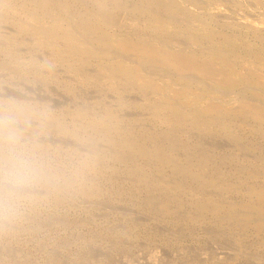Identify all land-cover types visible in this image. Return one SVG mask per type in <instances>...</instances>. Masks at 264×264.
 Returning <instances> with one entry per match:
<instances>
[{
	"label": "rangeland",
	"instance_id": "rangeland-1",
	"mask_svg": "<svg viewBox=\"0 0 264 264\" xmlns=\"http://www.w3.org/2000/svg\"><path fill=\"white\" fill-rule=\"evenodd\" d=\"M9 0V2H13V4H18L19 3H22L23 1L22 0ZM21 1V2H20ZM62 1H67V0H62ZM73 0H71V4H70V7H69V10H68V14L66 15V18L67 20L72 23H76L74 20L71 21L72 18H80L81 16L79 15H82L83 13L86 14L87 12H89L90 10L87 11V9L91 8V11H96V9L98 10V13H101V12H106L107 13H110L112 15V20L113 21V18L114 20L118 19L117 20V24H116V21L115 23L112 22V24H110V26L106 27L104 26L102 29H101V33H103L104 35H106L107 37L109 38H112V37H121V38H126V39H129L131 40L134 35L138 32V33H147L149 30L148 29H144V30H141L140 29V26H141V23L142 24H145L146 22H148V20L155 14H160L159 16H163V13L164 15H167V16H163V19H165V22H166V26H165V31H164V35H163V31H161L160 35L159 33L156 34V36L159 38V40L163 43H165L166 45H168L169 47V44H170V48L174 49L175 50H183V49H189V51H193V52H197V51H206L213 47L214 45V49L215 50V47L217 48L216 50H219L221 54H223L224 52H226L227 54H223L224 56V62L226 61V64H224L223 62V65H220V63L218 61H215L217 63H215V66L214 65V68H215V71L217 73H220L219 70H221L222 72H224V74H229L231 75V82L229 83H215V81L213 80H210V79H207V78H202V79H199V78H193L195 79L196 81H198V84L193 82V83H190V89L192 88L191 90H189L191 92V95L190 97H194L197 96L196 98H198L199 96L200 97H209V101L204 99V100H195L193 102H191L190 104L188 103H185L183 104L182 102L178 101V103L181 105V106H184L186 107L187 110H185L186 112H190L191 113H194L195 111H200V112H203V109L205 106V104H211V103H217L219 105H222V108H221V112L218 113V114H212V115H208L206 118H204V120L206 121H209L208 119H211L208 123H205L206 125L211 124L212 126L206 128L203 126L205 129H203V132H205V134H201V131H202V128L200 127H197L196 125H193L192 126V123L190 124L189 122L185 121L184 119H182L183 123L180 122L181 125H183L181 127V125H179L178 121H173L171 124H165V125H160L158 122H155L154 121V117H152V112L151 110L149 109V105H148V102L150 101H154V98H153V94L151 93L150 89L140 85H137V84H133V83H129V82H126L124 83V85H122V83H116L117 85H113V86H110L109 84L106 85L107 83L104 81V78L102 77V75L98 72H100V70L98 69V66H97V62H99L97 60V58L95 57H87V59L85 60L86 62L85 65H88L92 68V70H90L88 68V66H85L84 67V64H83V68L82 70L79 72V74H81L82 76H89L88 78L86 77H83V79H79V77L77 76V74L75 75V73L71 70H69L68 68V64H67V67L66 66V63H58V64H55V65H52V64H48V65H42V63L45 61V58L48 54H45V52H42V51H39L37 52L36 50H34L36 52V54H34V58L31 56L33 55L34 51L32 50V48L30 47V49L28 48L29 46H33V43H31V36H27L28 34H16V27L11 24V21L9 20L10 18H16L17 16H14L12 17L10 14H6L5 12L2 13V11H0V13H2L3 17H1L2 15H0V30H2V32L0 31V38L2 39L4 36H6V38L9 36V34H13L14 35V38L12 39L11 38V41L13 42H9L11 48L13 47V49H10L12 50V54L13 56L10 57V55L6 54L4 51H3V48L4 45L3 43H5L4 41L6 40V38L4 37V39L0 40V62L2 65H0V111L1 112H4V114L2 113L1 116L0 115V127L2 129H0V264H264V214L263 213H260L258 211H256L259 206L261 205L262 207H264L263 203L264 201H260L256 196L255 194H252L253 191L251 190H256L257 188L258 189H264V151L262 149H264V133H262V131H264V127L262 125H260L259 123H257L256 121L254 122V120L251 118V117H246V116H241V115H234L235 113V110L237 109L238 105L241 103L239 102L240 100L244 101V102H248L249 104L251 105H257L259 106L260 105V102L264 100V40H262V37L261 35H264V0H191L192 2H190V0H163V2L165 1V8L166 10L169 9L168 6L169 4H172L174 6L173 9H171V11L169 10H165L166 12L163 11L162 13V10H158V7L156 5V3L158 2V0H130L132 2H128L125 0H119L120 3H118V1L116 0H103V4H104V8L103 6L99 7L95 2L96 0H81L83 1L82 3H80V1L78 2H75V0L72 2ZM91 1H93L94 3H92ZM111 3H108L110 2ZM123 1V2H122ZM145 1V2H144ZM149 1V2H148ZM157 1V2H156ZM176 3H174V2ZM199 1V2H197ZM206 4H204L203 2ZM212 1H215L212 3ZM248 1V2H247ZM262 1V2H261ZM68 2H70L68 0ZM106 2V3H105ZM114 2V3H113ZM116 2L118 3L117 7H119L121 9V5L123 4H127L128 6L123 5L122 8L123 9H130L132 8V11L131 9L128 11V12H125V10L123 11L122 9L120 10L119 8L115 7V4ZM139 2V4H138ZM194 2V3H193ZM219 2V3H218ZM236 2V3H234ZM245 2V3H244ZM254 2V3H253ZM261 2V3H260ZM73 3V4H72ZM75 3V5H74ZM87 5H86V4ZM92 3V4H91ZM114 6H113V4ZM123 3V4H121ZM131 3V4H130ZM144 3V4H142ZM145 3L147 4V6H145ZM154 8H153V5ZM201 3V4H200ZM227 3V4H226ZM253 3V4H252ZM260 3V4H259ZM78 4V5H77ZM91 4V5H90ZM102 4V5H103ZM111 4V5H110ZM121 4V5H120ZM129 4L131 6H129ZM139 8H135L136 6ZM138 4V5H137ZM189 4V7L187 6ZM195 4H197V7L195 6ZM226 4V5H225ZM231 6H230V5ZM255 4V5H254ZM261 6H259V5ZM17 5V6H18ZM80 5V9H78ZM85 5V6H84ZM95 5H97V8L95 7ZM120 5V6H119ZM141 5V6H140ZM144 5V6H142ZM148 5H149V8H148ZM151 5V6H150ZM180 5V6H179ZM191 5V6H190ZM222 5V6H221ZM251 5V7H250ZM91 6V7H90ZM107 6V8L105 7ZM114 7V8H109V7ZM200 6V7H199ZM202 6V7H201ZM86 7V8H85ZM93 7V8H92ZM129 7V8H128ZM146 7L148 8L147 10ZM176 7V8H175ZM194 7V8H192ZM199 7V8H198ZM234 7L236 10H234ZM249 7V8H247ZM99 8L101 9V12L99 10ZM150 8L151 10L153 11H150ZM156 8V10H155ZM185 8V9H184ZM238 8V10H237ZM74 9V10H73ZM79 10V12L77 10ZM85 9V10H84ZM93 9V10H92ZM104 9V10H103ZM111 9H115L113 11H110ZM140 9V10H138ZM141 9H144V10H141ZM233 9V10H232ZM252 9V10H251ZM72 10V11H71ZM103 10V11H102ZM134 10V12H133ZM158 10V11H157ZM242 10V11H241ZM245 10V12H243ZM77 11V12H76ZM82 11V12H80ZM84 11H87V12H84ZM118 11H120L119 13H117ZM123 11V12H121ZM131 11V12H130ZM135 11H137L138 13H136ZM142 11L143 12H147L148 14H146V12L144 14H142ZM150 11V13H149ZM157 11V13H156ZM175 11V12H174ZM183 11H185L183 13ZM212 11V13H210ZM222 13H221V12ZM236 11V12H235ZM241 13H238L240 12ZM248 11V13L246 12ZM253 11V12H252ZM114 12V13H113ZM140 12V13H139ZM169 14H168V13ZM178 12V13H177ZM194 12V13H193ZM214 12V13H213ZM216 12V13H215ZM219 12V13H218ZM252 14H251V13ZM72 13H73V16H72ZM76 13V14H75ZM125 13V14H124ZM131 13L133 14L131 15ZM151 13H154L153 15H151ZM171 13V14H170ZM174 13V14H173ZM184 17L181 18L179 17L178 15ZM182 13V14H180ZM217 13L219 15H217ZM225 13V14H224ZM246 13V15H245ZM255 15H254V14ZM260 13V14H258ZM5 14H6V18H9L7 19V21H4L3 20L5 19ZM122 14V15H121ZM137 14H141V15H137ZM200 14V15H199ZM204 14V15H203ZM228 16H227V15ZM233 14V16L231 15ZM9 15V16H8ZM63 15V14H61ZM76 17H75V16ZM119 15V16H118ZM127 15V17H126ZM146 19H144L145 17ZM170 15L172 17H170ZM187 15V16H185ZM222 15V17H221ZM231 15V16H229ZM243 15V16H242ZM248 15V16H247ZM258 15V16H257ZM65 17V15H63ZM70 16V17H69ZM132 16V18H131ZM137 17L139 20H137ZM149 16V17H148ZM151 16V17H150ZM192 16V17H191ZM200 16H201V19H200ZM213 16V17H212ZM224 16V17H223ZM236 16V18H234ZM244 16H247V17H244ZM262 16V17H261ZM121 17V18H120ZM126 18L125 20L123 18ZM135 17V18H134ZM166 17V18H165ZM177 17V19H176ZM186 17V18H185ZM199 17V18H197ZM217 19H216V18ZM231 17V18H228ZM3 18V19H2ZM71 18V19H70ZM130 18V19H128ZM144 20H142V19ZM149 18V19H148ZM160 18V17H159ZM170 18H173V21L172 19L169 21L168 19ZM178 18H179V21H178ZM192 18V19H191ZM239 18V19H238ZM249 18V19H248ZM258 18V19H257ZM123 19V21H122ZM132 19V20H131ZM176 19V20H175ZM187 19V20H186ZM212 19V20H211ZM223 19V20H221ZM133 20L135 22H133ZM169 22H168V21ZM192 20V21H191ZM207 20V21H206ZM225 20V21H224ZM228 20V21H227ZM230 20V22H229ZM241 20V21H239ZM125 21H128V22H125ZM131 21V22H130ZM176 21H177V25H176ZM180 21L182 23H180ZM185 21V22H184ZM213 23H212V22ZM215 21V23H214ZM219 21V22H218ZM232 21V22H231ZM244 21V22H243ZM259 21V22H258ZM261 21V22H260ZM136 24L138 27H136L135 25H133V23ZM145 22V23H144ZM222 22V23H221ZM229 22V23H228ZM248 24H246V23ZM123 23V25H122ZM175 23V25H174ZM210 23V24H209ZM225 23L227 25H225ZM237 23V26L235 25ZM173 24V25H171ZM184 24V25H183ZM195 24V26H194ZM215 26H214V25ZM221 24V25H220ZM224 24V25H222ZM8 25V26H7ZM115 25V27L113 26ZM133 25V26H132ZM193 25V26H191ZM213 25V26H212ZM252 25V26H251ZM10 26H13V27H10ZM170 26V27H169ZM176 26V28H175ZM184 26V27H183ZM251 26V27H250ZM4 27V28H3ZM9 27V28H8ZM121 27H125L124 29L121 28ZM129 27V28H128ZM134 27V28H133ZM182 27V28H181ZM204 27V28H203ZM217 27H220V28H217ZM224 27V28H223ZM227 29H226V28ZM239 27H240V30H239ZM242 27V28H241ZM255 27V28H254ZM258 27V28H257ZM3 28V29H2ZM6 28V29H5ZM115 28V30H114ZM117 28V29H116ZM121 28V29H120ZM127 28V29H126ZM235 28V29H234ZM263 28V29H262ZM108 29V30H107ZM113 29V30H112ZM131 29H135V30H132V33L130 32ZM136 29H138L136 31ZM219 29V30H218ZM225 29L227 31H225ZM238 29V30H237ZM243 29V30H242ZM252 29V30H251ZM3 30H7V31H3ZM121 30H123L121 32ZM126 30V31H125ZM147 30V31H146ZM169 30V31H168ZM234 30V31H233ZM247 30H250L247 32ZM10 31V32H9ZM107 31V32H106ZM111 31V32H110ZM120 31V32H119ZM129 31V32H128ZM135 34H134V32ZM168 31V32H167ZM181 31V32H180ZM225 31V32H224ZM238 31V32H237ZM241 31V32H240ZM110 32V33H109ZM176 32L178 34H176ZM180 32V33H179ZM202 32V34L200 35V33ZM236 32V33H235ZM255 32V33H254ZM15 33V34H14ZM126 33V34H125ZM174 33V34H173ZM183 33V34H182ZM191 35H189V34ZM199 33V34H198ZM205 33V34H204ZM218 33H223L218 35ZM227 33V34H225ZM230 33V35H228ZM243 33V34H242ZM253 33V34H252ZM260 33V34H259ZM124 34V35H122ZM168 36H166V35ZM170 34H173V35H176V36H169ZM196 34V35H195ZM208 34V35H207ZM215 34L217 36H215ZM232 34V36H231ZM250 34H251V37H250ZM255 35H260L259 38H256L257 36H254ZM4 35V36H3ZM8 35V36H7ZM21 37H20V36ZM26 35V36H25ZM131 35V36H130ZM159 35V36H158ZM163 37H162V36ZM199 37H198V36ZM212 35V36H211ZM224 36L225 38H223L222 36ZM235 35V36H234ZM240 35H243V36H240ZM245 35V36H244ZM15 36L16 39L18 37L20 38H28L27 40L26 39H21L18 38L17 40L15 39ZM25 36V37H23ZM161 36V37H160ZM166 36V37H165ZM190 36H193V38L191 37L189 39ZM202 36L206 37L208 36L209 39H206V38H203ZM210 36V37H209ZM229 36L232 40L231 41H228L230 40L229 37L227 39V37ZM253 36V37H252ZM132 37V38H131ZM167 39H165V38ZM174 39H173V38ZM182 37V38H180ZM186 39H185V38ZM218 39H217V38ZM222 37V38H221ZM255 37V38H254ZM30 38V39H29ZM161 38V39H160ZM172 38V39H171ZM176 38V40H175ZM195 38V39H194ZM198 40H197V39ZM211 38V39H210ZM238 38V39H237ZM181 39V40H180ZM182 39H184L182 41ZM193 39V40H191ZM206 39V40H205ZM217 39V40H215ZM222 39H227L226 41H222ZM234 39V40H233ZM259 39V41H258ZM264 39V38H263ZM9 40V39H8ZM209 40V41H207ZM213 40V41H211ZM221 40V41H220ZM252 40V41H250ZM24 41H29L32 45H30V43L28 44V42H25L26 45L24 46ZM167 41V42H166ZM180 41V42H179ZM186 42L185 44L182 43V42ZM189 41V42H188ZM195 41V42H193ZM197 41V42H196ZM204 41V42H203ZM240 41V42H239ZM249 41H250V44H249ZM190 44H188V43ZM209 42V44H208ZM217 42V43H216ZM221 42V43H219ZM238 42V43H237ZM248 43L247 47L245 48V44L243 45V43ZM252 42V43H251ZM259 42V43H258ZM15 43V44H14ZM17 43H19L22 47L17 50H15V46L16 48H18V45ZM176 43V44H175ZM181 43V44H179ZM197 43V44H196ZM205 43V44H204ZM227 43V44H226ZM229 43V44H228ZM241 45H240V44ZM261 43V44H260ZM12 44V45H11ZM14 44V45H13ZM29 46H28V45ZM175 44V45H174ZM204 44V45H203ZM185 45V46H184ZM197 45V47L195 46ZM203 45V46H202ZM220 45V46H219ZM239 45V46H238ZM249 45H251V47H248ZM253 45V46H252ZM28 46V47H27ZM200 46V47H199ZM3 47V48H2ZM25 47V50H23ZM208 47V48H207ZM224 49H223V48ZM231 47V48H230ZM183 48V49H182ZM252 48V49H251ZM21 49V50H20ZM26 49H29V51L27 52ZM194 49V50H193ZM243 49V50H242ZM255 49V50H254ZM238 50V51H237ZM250 50V52H248ZM253 50V52H252ZM15 51V52H14ZM22 51V52H21ZM32 51V53H31ZM235 51V52H234ZM5 54H3V53ZM31 54H30V53ZM43 54H42V53ZM232 52H234L232 54ZM241 52V53H240ZM40 53L42 55V57H40L38 59V56H40ZM250 55H249V54ZM252 53V54H251ZM260 53V54H259ZM231 54V55H229ZM236 54V56H235ZM238 54V55H237ZM3 55V56H2ZM23 55V56H22ZM32 58H30L29 57ZM38 55V56H36ZM241 57H238L237 56H240ZM18 56V57H17ZM29 57L28 59L26 58ZM45 56V58L43 59V57ZM20 57V58H19ZM127 57V56H126ZM233 57V58H231ZM243 57V58H242ZM258 57V58H257ZM21 58H26V59H21ZM3 59V60H1ZM7 59V60H6ZM20 59V60H18ZM34 59V61H33ZM37 59V62L35 63ZM41 59V60H40ZM95 59V61H94ZM128 60H130L129 56L127 57ZM228 59V60H227ZM231 59V60H230ZM247 59V60H246ZM250 59V60H249ZM252 59V61H251ZM13 60V61H12ZM16 60V62H15ZM23 60V62H22ZM29 60V61H28ZM93 60V61H92ZM245 60V61H244ZM8 61V62H6ZM18 61V62H17ZM21 61V62H20ZM91 61V62H90ZM228 61V62H227ZM232 61V62H231ZM237 61V62H236ZM256 61V62H255ZM4 62H6L4 64ZM12 62V63H11ZM32 62V63H31ZM89 62V63H88ZM243 62V63H242ZM247 62V63H246ZM251 65H254L255 67V70H253L254 68H252L253 66L250 67V64ZM14 63V64H13ZM15 63L16 64V67L18 68V70H16L14 67H15ZM40 63V64H39ZM96 63V64H95ZM236 63V64H235ZM237 63L239 64L237 66ZM245 63V65H244ZM262 63V65H261ZM4 64V65H3ZM7 64V65H6ZM9 64V65H8ZM20 64V65H19ZM36 64V66H35ZM39 64V65H38ZM94 66H93V65ZM6 65V66H5ZM31 65V67H30ZM34 65V67L36 68H32V66ZM220 67H219V66ZM248 65V66H247ZM2 66V68H1ZM13 66V67H12ZM49 66V68H48ZM62 68V71L60 69V67ZM227 66V67H226ZM6 67V68H5ZM8 67V69H7ZM14 69H12V68ZM21 67V68H20ZM55 68L53 71L52 69ZM59 67V68H58ZM64 67V68H63ZM230 67V68H229ZM238 67V68H237ZM243 67V68H242ZM248 67V69H247ZM12 70H11V69ZM31 68V69H30ZM52 68V69H50ZM67 68V69H66ZM86 68V69H85ZM252 68V69H251ZM27 69V70H26ZM34 69V70H33ZM43 70V71H40V70ZM50 69V70H49ZM58 69H60L59 71H57ZM63 69L69 73H67V75L63 72ZM150 72H152L154 75L153 77H156L158 75H155V70H150V68H148ZM152 69V68H151ZM245 69V71H244ZM259 69V70H258ZM262 69V70H261ZM6 70H9V71H6ZM15 70V71H13ZM20 70V71H19ZM22 70V71H21ZM30 70V71H28ZM36 70H38L36 72ZM49 72H47V71ZM69 70V71H68ZM87 70V71H85ZM95 72H94V71ZM253 72H252V71ZM258 70V71H257ZM18 71V73L20 75H18V73L16 72ZM32 71V73H30ZM35 73H39L38 75L35 74ZM84 71V73L82 72ZM91 71L94 72L89 74V72ZM96 71H98L96 73ZM238 71V72H237ZM240 71V72H239ZM245 73H243V72ZM249 71V72H248ZM261 71V73H259ZM7 73L5 75V73ZM31 74L29 75L28 74ZM43 72V73H42ZM59 72V73H58ZM62 72V73H61ZM87 72V73H86ZM253 74H252V73ZM3 73V74H2ZM14 73H17L14 74ZM48 73V74H47ZM232 73V74H231ZM258 75H257V74ZM12 74V75H11ZM42 76H41V75ZM52 74V75H51ZM63 75L61 77V75ZM64 74H65V77H64ZM68 74H71V75H68ZM171 75L170 73H167L165 72V79L167 77H169V75ZM246 76H244V75ZM9 75V77H8ZM25 75V76H24ZM35 75V77H34ZM36 75H37V78H36ZM40 75V77H39ZM52 78H50L49 77ZM56 75L58 76L56 78ZM60 75V76H59ZM94 75V76H93ZM252 75V76H251ZM24 76V77H23ZM33 76V77H32ZM66 76H70V77H66ZM75 76V77H74ZM92 76V77H91ZM96 76V77H95ZM98 76V77H97ZM3 77V78H2ZM45 77H47L45 79ZM54 77V78H53ZM76 78L75 80H73L74 78ZM100 77V79H99ZM249 77V78H248ZM10 78V79H9ZM13 78V79H12ZM22 78V79H21ZM32 78L33 80L36 81H31ZM44 78V81L43 79ZM63 80H61V79ZM95 78V79H94ZM96 78L98 80H96ZM103 78V79H102ZM236 78V79H235ZM259 78V79H258ZM30 79V80H29ZM37 79H39L37 82ZM49 79V80H48ZM60 79V80H59ZM92 81H89V80ZM94 79V82L93 80ZM206 79V80H205ZM243 79V80H242ZM245 79V80H244ZM255 79V80H254ZM262 79V80H261ZM41 80L43 82H41ZM52 80V81H50ZM68 80V81H66ZM71 80V81H69ZM73 80V81H72ZM77 80V81H76ZM79 80V81H78ZM100 80V81H99ZM236 80V81H235ZM11 81H13L11 83ZM19 81V82H18ZM89 81V83L87 82ZM200 81V83H199ZM204 81L207 83L206 86L204 84ZM259 81H261L259 83ZM10 82V83H9ZM41 82V84H40ZM51 82V83H50ZM59 82V83H58ZM63 82V83H62ZM75 82V84L73 83ZM77 82V84H76ZM79 82V83H78ZM186 82V80L183 81V84ZM212 82V83H211ZM256 82V83H255ZM19 83V84H18ZM22 83V84H21ZM44 83V85H43ZM46 83V84H45ZM83 83V84H82ZM88 83V84H86ZM105 83V84H103ZM235 83V84H234ZM238 85H237V84ZM24 84V85H23ZM59 84V85H58ZM86 84V85H85ZM96 84H99V85H96ZM189 84V83H188ZM245 84V85H244ZM25 85H27L25 87ZM69 85V86H68ZM71 85V86H70ZM79 85V87L77 86ZM81 85V86H80ZM91 85V87H90ZM105 85V86H104ZM121 85V87H119ZM127 85V86H126ZM208 85H209V88H208ZM244 85V86H243ZM263 85V86H262ZM30 86V87H28ZM74 86V87H73ZM84 86V87H83ZM89 86V87H87ZM102 86V87H101ZM109 86V87H108ZM133 86V87H132ZM213 86V87H212ZM226 86V87H224ZM247 86V87H246ZM259 86V87H258ZM262 86V87H261ZM53 87V88H52ZM63 87V88H62ZM106 87V88H105ZM128 87V89H127ZM135 87V88H134ZM249 87H255L254 89L253 88H249ZM31 88V89H30ZM50 88H52L53 90H51ZM80 88V90H79ZM84 88V89H83ZM91 88V89H90ZM95 90H94V89ZM97 88V89H96ZM100 88V89H99ZM115 88V89H114ZM120 88V89H118ZM146 88V89H145ZM212 88V89H211ZM214 88V90H213ZM216 88V89H215ZM232 88H233V91H232ZM257 88V89H256ZM28 89V90H27ZM44 89V90H43ZM48 89V91H47ZM82 89V90H81ZM118 89V91H117ZM123 89V90H122ZM128 91H127V90ZM140 93H138L136 90ZM141 89V91H140ZM196 89V90H195ZM219 89V93L218 91L216 92V90ZM220 89L221 91L223 92H220ZM228 89V90H226ZM238 89V90H237ZM262 89V90H260ZM27 90V91H26ZM30 90V91H29ZM43 90V91H41ZM66 90V91H65ZM67 90H69L68 93ZM78 90V91H76ZM89 90V91H88ZM103 90V91H102ZM108 92H107V91ZM144 90V91H143ZM195 90V91H194ZM213 90V91H212ZM225 90H226V93H225ZM237 90V91H236ZM37 91V92H36ZM39 91V92H38ZM54 91V92H52ZM58 91V92H57ZM83 91V92H82ZM88 91V92H87ZM110 91V93H109ZM113 91V92H112ZM123 91L124 93L127 94H123ZM126 91V92H125ZM231 91V93L229 92ZM8 92V93H7ZM57 92V93H56ZM77 92V93H76ZM100 93L99 95L102 94V92H104L102 94V96H96L98 93ZM108 94H107V93ZM119 92V93H118ZM133 92V93H132ZM135 92V93H134ZM148 92V94L146 93ZM201 92V93H200ZM229 94H228V93ZM7 95H6V94ZM41 93H44L43 95ZM59 93V94H58ZM61 93V95H60ZM97 93V94H96ZM112 93V94H111ZM138 93V94H136ZM143 93V95H142ZM204 95H203V94ZM208 93V94H206ZM18 94V95H17ZM37 94V95H36ZM94 96L95 94V98L93 97H90V95ZM132 94V95H131ZM146 94V95H144ZM214 94V95H213ZM216 94H217V97H216ZM219 94V95H218ZM227 94V95H226ZM247 94V95H246ZM25 95V96H24ZM64 95V96H63ZM65 95H67V97L65 98ZM71 95V96H70ZM109 95V96H108ZM131 95V96H130ZM136 97H135V96ZM140 98H139V96ZM211 95V96H210ZM238 95V96H237ZM257 95V96H256ZM35 96V97H34ZM61 96V97H60ZM120 96V99L118 98L119 101L121 102H118V100L116 99L117 97ZM125 96V98H123ZM128 96V97H127ZM133 96V97H132ZM150 96V98L148 99V97ZM214 96V97H213ZM243 96V97H242ZM246 96V97H244ZM255 96V98H254ZM29 97V98H28ZM31 97V98H30ZM43 99L40 101V99ZM71 97V98H70ZM86 97V99H85ZM97 97L99 99H97ZM112 97V98H111ZM138 97V98H137ZM193 97V98H194ZM216 97V98H215ZM238 97V98H237ZM250 97V99L248 98ZM251 97H253L251 99ZM133 98V99H132ZM136 99H139V101L135 102ZM218 98V99H217ZM261 98V99H260ZM10 99V100H8ZM14 99V100H13ZM54 101H52V100ZM56 99L58 100L56 102ZM64 101H62V100ZM89 99V100H88ZM105 99V100H104ZM112 99H116V100H113ZM123 99V100H122ZM132 101H131V100ZM143 99V100H141ZM145 99V100H144ZM244 99V100H243ZM6 100V101H5ZM75 100V102H74ZM81 100V101H80ZM88 100V101H87ZM109 101L108 103H111L113 102L114 105L111 104H108L105 105L103 102L104 101ZM128 100V102H127ZM134 100V101H133ZM147 100V101H146ZM211 100V101H210ZM251 100V101H250ZM260 100V102H259ZM11 101V102H10ZM12 101H14V103H12ZM91 103V101H94L92 102V105L89 103ZM111 101V102H110ZM117 103H115V102ZM125 101V102H123ZM145 101V102H144ZM74 102V104H73ZM77 102V104L75 105V103ZM84 104H83V103ZM123 102V103H122ZM132 102V103H131ZM147 104L146 106H143L144 103ZM147 102V103H146ZM202 102V103H201ZM206 102V103H205ZM37 103V105H35ZM40 103V104H39ZM55 103V104H54ZM64 103V104H63ZM72 103V104H71ZM80 103H82L83 105H79ZM94 103V104H93ZM100 103V104H98ZM122 105L120 106L119 104ZM132 104V105H128V104ZM141 103V104H140ZM197 103V104H196ZM205 103V104H204ZM6 104V106L4 105ZM28 104V105H27ZM31 104V105H30ZM48 104V105H46ZM69 104V105H68ZM97 104V105H96ZM102 104V105H101ZM124 104V105H123ZM128 107H127V105ZM144 104V105H145ZM188 104V105H186ZM235 104V106H233ZM30 105V106H29ZM34 105V106H33ZM42 105V106H41ZM55 105V106H54ZM70 105H73V106H70ZM79 108H78V106ZM96 105V106H95ZM111 105V106H110ZM119 105V107H118ZM5 106V107H4ZM16 106V107H15ZM24 106V108H23ZM33 106V107H32ZM40 106V107H39ZM52 106V107H51ZM83 106L84 110H82L83 108L81 107ZM86 109H85V107ZM95 106V107H94ZM102 106V107H101ZM117 106V107H116ZM131 106V107H130ZM132 106H135V107H132ZM201 106V107H200ZM261 106L264 107V102L263 104H261ZM3 107V108H2ZM21 107V108H20ZM30 107L29 109H26ZM35 107V108H34ZM45 107V109H44ZM66 107V108H65ZM73 107V110L71 109ZM98 107V108H97ZM105 107V109H104ZM137 107V108H136ZM148 107V108H147ZM233 107V108H232ZM7 108H10V109H7ZM14 108V109H13ZM58 108V109H57ZM65 108V109H64ZM75 108V110H74ZM77 108V109H76ZM89 108H91L89 110ZM99 108H102V109H99ZM116 108V109H115ZM134 108V109H133ZM136 108V109H135ZM145 108V109H144ZM232 108V109H231ZM16 109V111H15ZM19 109H21V111H19L20 113H18ZM38 109V110H37ZM40 109V110H39ZM89 111H88V110ZM119 109V110H118ZM190 109V110H189ZM226 109V110H225ZM32 110H36L38 112H36L35 114V111L33 112V115L35 117H31L33 116L32 114ZM46 110V111H45ZM87 110V111H86ZM93 110V111H91ZM114 110V111H113ZM115 110H116V114L115 113ZM121 110V111H120ZM148 110V112H147ZM150 110V111H149ZM178 111H180V109L177 108ZM184 110V109H182ZM10 111V113H9ZM15 111V112H14ZM23 111H28V112H24V114H22ZM45 111V112H44ZM72 113H71V112ZM77 111H85V113H82V115H77ZM91 111V112H90ZM100 111V112H99ZM110 112L111 113V117L112 119L114 120V127L117 128L116 131H101L102 133H100V131H93L92 129H89L88 128H85V123L84 122H87L88 121V118H96L97 116L100 117V115L104 114L105 112ZM112 111V112H111ZM120 111V112H119ZM137 111V112H136ZM139 111V112H138ZM143 111V112H142ZM223 111V112H222ZM227 111V112H226ZM230 111V112H229ZM233 111V112H232ZM0 112V113H1ZM17 112V113H16ZM87 112V113H86ZM96 114V113H98ZM129 112V113H128ZM131 112V113H130ZM225 112V113H224ZM12 113H16V116L14 118V116L12 115V117L10 116V114ZM38 113V114H37ZM62 113V115H61ZM92 113H94L92 115ZM122 113V114H121ZM125 113V114H124ZM127 113V114H126ZM134 113V114H133ZM136 113V114H135ZM138 113V114H137ZM140 113H143L140 115ZM147 113V114H146ZM151 113V114H149ZM230 113V115H229ZM21 115L23 118H21V116L19 117L18 116ZM52 114V115H51ZM65 114V115H64ZM84 114V116H83ZM220 114V115H219ZM227 114V115H226ZM9 117H8V116ZM28 115H31L30 117ZM44 115V116H43ZM48 115V116H47ZM72 115V116H71ZM88 115V116H87ZM116 115V116H115ZM136 115V116H135ZM5 116V118H4ZM18 116V117H17ZM28 116V117H27ZM37 116V117H36ZM40 116V117H39ZM59 118H58V117ZM66 116V117H64ZM82 116V117H81ZM134 116L136 118H134ZM239 116V117H238ZM49 117V119L47 118ZM52 117V118H51ZM57 120H56V118ZM75 117V118H74ZM87 117V118H86ZM145 117V119H143ZM218 117V118H217ZM224 117V118H223ZM238 117V118H237ZM32 118V119H31ZM36 118V119H35ZM44 118V119H43ZM67 118V119H66ZM73 118V119H72ZM77 118V119H76ZM84 118V119H83ZM119 118V119H118ZM142 118V119H140ZM147 118V119H146ZM214 118V119H213ZM218 120H217V119ZM251 118V119H250ZM45 119H47L45 121ZM52 119V120H51ZM53 119L55 121H53ZM76 119V120H75ZM82 119V120H81ZM116 119V120H115ZM213 119V120H212ZM222 119V120H221ZM237 119H239L237 121ZM51 120V121H49ZM59 120V121H58ZM66 120V121H64ZM123 120V121H121ZM132 120L134 122H132ZM153 120V121H152ZM227 120V121H226ZM243 120V121H242ZM247 120V121H246ZM253 120V122L251 121ZM15 121V122H14ZM25 121V122H23ZM27 121V122H26ZM34 121V122H33ZM45 121V122H44ZM58 121V122H57ZM61 121V123H60ZM70 121V124H68ZM74 121V122H73ZM78 121V123H77ZM119 121L121 123H119ZM126 121V122H125ZM132 123L133 125H136L134 126V129H133V126L129 125V122ZM223 121V122H222ZM237 121V122H236ZM245 121V122H244ZM249 121V122H248ZM5 122V123H4ZM123 122V123H122ZM144 125H141V123ZM155 124L153 126H151L149 128L150 123ZM178 122V123H177ZM215 122V123H214ZM229 124H228V123ZM247 122V123H246ZM39 123V124H38ZM46 123V124H45ZM54 123H57V127ZM119 123V125H117ZM128 125H127V124ZM136 123V124H135ZM187 125H186V124ZM188 123L191 125L189 126ZM252 123V124H251ZM254 123V124H253ZM6 124H10L11 128L13 129L11 131V129L8 127V125H5ZM22 126H20V125ZM48 124L50 125V127L53 126V129L54 132L51 130V128L49 129V126ZM55 127H54V125ZM60 124V125H59ZM68 124V125H67ZM75 124V125H74ZM139 124V125H138ZM146 124V125H145ZM149 126H148V125ZM4 125V126H3ZM18 125V126H17ZM52 125V126H51ZM66 127H65V126ZM77 125V127H76ZM83 125V127H82ZM122 125V126H121ZM126 125V126H125ZM216 127H215V126ZM249 125V126H248ZM257 125V126H256ZM45 126H48L47 129H44L46 128ZM59 126H62L64 128V131L67 134H65V132L63 131V129H58ZM69 126V127H68ZM72 126V127H71ZM75 126V127H74ZM119 126V127H118ZM126 127V131H122L124 129V127ZM130 126V128H128ZM138 126V127H137ZM140 126H141V129L142 127H144L143 129L145 130H141L140 129ZM159 126V127H158ZM168 126L167 128L169 130H167V128H163V127H166ZM172 127L175 128L177 126V128L180 129L178 130L177 128L175 129H172V128H169V127ZM179 126V127H178ZM190 130H189V128ZM261 126V127H260ZM8 127V128H7ZM21 127V128H20ZM29 129H28V128ZM42 127V128H41ZM81 127V129H80ZM187 127V128H186ZM236 127V129H235ZM6 128V130H5ZM55 128V129H54ZM69 130H68V129ZM74 128V129H72ZM122 128V129H121ZM136 128V129H135ZM156 128V130H155ZM245 128V129H244ZM263 128V129H262ZM8 129H10L8 131ZM72 129L73 132L70 130ZM120 132H119V130ZM127 129H130L127 130ZM132 129V131H131ZM138 129V130H137ZM162 129V130H161ZM165 129V130H164ZM172 129V130H171ZM185 130V135L187 133V135L185 136L184 133L182 132V134L177 135L176 134H179L180 131L182 130ZM213 129V131H212ZM217 129V130H216ZM230 129V131H229ZM250 129V130H249ZM259 129V130H258ZM8 134H5V132ZM29 132H28V131ZM55 130H58L55 132ZM62 132H61V131ZM82 130V131H81ZM86 130V131H85ZM141 130V131H140ZM147 130V131H146ZM161 130V131H160ZM186 130H189L186 132ZM192 130V131H191ZM226 132H225V131ZM35 131V132H34ZM46 131H52V132H47ZM71 131V132H70ZM74 131H76L74 133ZM91 134H89L90 132ZM136 131V132H135ZM144 131V132H143ZM152 131V132H151ZM158 131V132H156ZM163 131V132H162ZM169 132V133H166V132ZM192 133V136L189 135ZM194 131V132H193ZM196 131V133H195ZM219 131V133H218ZM232 131V132H231ZM236 131V132H235ZM248 131V132H247ZM84 132V133H83ZM88 134H86V133ZM116 132V133H115ZM119 132V133H118ZM125 132V133H124ZM154 134L151 135V133ZM158 134L160 132V134L156 135L155 134ZM171 132V133H170ZM176 132V134L174 133ZM179 132V133H178ZM223 132V133H222ZM225 132V133H224ZM239 132V133H238ZM4 135H7V136H4ZM83 133V134H81ZM110 133H115V134H118V135H115V134H111ZM131 133V134H129ZM137 133V134H135ZM139 133H143V134H140L142 136H140V138H137L139 137ZM167 135H165V134ZM189 133V134H188ZM195 133V134H194ZM207 133H210V134H207ZM216 133V134H215ZM228 133V134H226ZM243 133V134H242ZM256 136H255V134ZM260 133V134H259ZM35 134V135H34ZM50 134V135H49ZM59 134V135H58ZM62 134V136H61ZM87 136H86V135ZM99 134V135H98ZM107 134V135H106ZM123 134V135H122ZM135 134V136H133ZM151 136H150V135ZM164 134V135H162ZM170 134H171V138H170ZM198 134V135H197ZM199 134H201L199 136ZM224 134V135H223ZM242 134V135H241ZM245 134V135H244ZM29 135V137H28ZM58 135V136H56ZM71 135V136H70ZM80 135V138L79 136ZM83 135V136H82ZM98 135V136H96ZM121 135V137H119ZM127 135V136H126ZM137 135V136H136ZM145 135V136H144ZM156 137H155V136ZM197 136V139L196 142L194 140V138H196ZM221 135V136H220ZM238 135V136H237ZM250 135V136H249ZM260 135V136H258ZM262 135V136H261ZM2 136V137H1ZM10 136H12V138H10ZM52 136V137H51ZM60 136V137H59ZM68 136V137H67ZM77 136V138H76ZM92 136V137H91ZM94 136V138H93ZM101 136V137H100ZM109 136V138H108ZM117 136V137H115ZM125 136L123 139L127 138V139H137L139 142H142L143 145H147L148 147H150L151 145H155L158 143V140L159 142H163L164 140V143L163 145H167L165 150V153L166 152H171V154H168L166 153V155H168L169 157V161H171V164L173 162H175L177 165L179 164H186V158L184 156V154H188L191 153L189 152L190 150L192 151V153L195 154V152H199L198 154L196 153V156H194V154L191 153V156L189 155V157L187 156V158H190L188 161L191 160L192 162V166L194 165V168L196 169V165H197V161L199 162V157H203V159L205 158L206 161H205V164L204 166L202 167L203 169H201V173L203 174L204 173V176L201 175L200 176V179H202L204 177V180H199L198 179L196 181L193 180L192 177H189L188 178V175H180L179 177V174L176 173L177 170L174 169V167H172L173 165H165L168 166L166 168H164V173L163 171H159L158 170V165L157 167L153 166V170H151V166L153 164L148 163L149 166H148V169H147V166H146V162H144L145 160L143 159H132L129 155L131 154H128L127 152H130V151H127L126 150H122L120 148L121 146V142H122V137ZM129 136V137H128ZM133 136V137H132ZM149 138H148V137ZM152 136H154V138L157 139L155 140ZM161 136V137H159ZM175 136H176V139H178L179 141H176L175 140ZM199 136V137H198ZM201 136H202V139H201ZM211 136H213L211 139ZM220 136V137H219ZM229 136V137H228ZM241 136V137H240ZM245 136V137H244ZM255 136V137H254ZM16 137V138H14ZM20 137V138H19ZM38 137V138H37ZM50 137V138H48ZM63 137V138H62ZM71 137V138H70ZM75 139V141L73 140V138ZM86 137V139L84 138ZM89 137V138H88ZM99 137V138H98ZM106 138V141H105V138ZM142 137L144 139H142ZM147 139H146V138ZM181 137V138H180ZM189 137V138H187ZM191 137V138H190ZM209 137V138H208ZM216 137V138H215ZM223 137V138H222ZM261 137V138H260ZM263 137V138H262ZM6 138H8V140H6ZM14 138V139H13ZM25 138V139H24ZM28 138V139H27ZM82 138V140H81ZM90 138H93L95 141H93L92 139ZM120 138V140L118 139ZM165 138V139H163ZM168 138V139H167ZM174 139V143L172 141H170V139ZM188 140H186V139ZM231 138V139H230ZM250 140H249V139ZM5 139V142H3ZM41 139V140H39ZM50 139V140H48ZM55 139V140H54ZM70 139V141H69ZM71 139H72V142H71ZM98 139V140H97ZM114 139V140H113ZM152 139V141H151ZM154 139V140H153ZM167 139V143L165 142ZM192 139V140H191ZM205 139V141H204ZM208 139V140H207ZM211 139V140H210ZM215 139V140H214ZM223 139V140H222ZM225 139H227L225 141ZM262 141H261V140ZM3 140V141H2ZM11 142H10V141ZM16 142H13L15 141ZM32 140V142H31ZM35 142H34V141ZM45 140V141H44ZM54 140V141H53ZM58 140V141H57ZM90 140L93 141L91 142L89 145H88V141ZM141 140V141H140ZM149 142H148V141ZM162 140V141H161ZM186 140V141H185ZM194 140V141H193ZM221 140V141H220ZM232 140V141H231ZM253 142H252V141ZM8 141V142H7ZM36 141L38 142L36 144ZM56 141V142H55ZM79 141V142H77ZM82 141V142H81ZM98 141V143H97ZM103 141V142H102ZM111 141V142H110ZM119 141V142H118ZM169 141V142H168ZM191 141V142H189ZM231 141V142H230ZM239 142L242 146L240 149L239 147V144L236 143V142ZM44 142V143H43ZM69 142V143H67ZM74 142H75V145H74ZM86 142V143H85ZM104 143V145H102V143ZM118 142V143H117ZM157 142V143H155ZM177 142H181V143H177ZM208 142V143H207ZM218 142V143H217ZM223 142V143H222ZM247 142V143H245ZM254 142H257V143H254ZM4 143V144H3ZM30 143L32 145L33 148L30 149ZM35 143V144H34ZM60 143V144H59ZM78 143H80L78 145ZM87 144L86 146L85 145H82V144ZM95 143V144H94ZM107 143V144H106ZM111 143H115V145L111 144ZM120 143V144H119ZM210 143V144H209ZM216 143V144H215ZM221 143V144H219ZM232 143H234L235 145H231ZM245 143V144H244ZM250 143V144H249ZM254 143V144H253ZM1 144L3 146H1ZM39 144H42V145H39ZM96 144H99V145H96ZM101 144V146H100ZM106 144V145H105ZM119 144V145H118ZM170 144H173V146H176V144L178 146L175 147V150H174V147L170 146ZM181 144H184V146H186L185 148L183 147V145ZM209 144V145H208ZM213 146H212V145ZM248 144V146H247ZM5 145V146H4ZM38 145V146H37ZM46 145V146H45ZM93 147V145L96 147V146H100L98 148H100V150H94L93 148H91V146ZM189 145H190V148H189ZM193 145H194V148H193ZM215 145V146H214ZM220 147H219V146ZM260 146L258 149L257 147ZM54 146V147H53ZM57 146V148H56ZM75 146H78V147H75ZM81 146V147H80ZM109 146V149H108V152H107V149L104 150L105 148H107ZM115 148H114V147ZM117 146L119 147L117 149ZM181 146V148L179 147ZM203 146V147H202ZM243 146H246L247 148H243ZM250 146V147H249ZM253 146H256V147H253ZM43 147H49V149L47 148V152H43V150L46 151V148L44 149ZM59 147V148H58ZM80 147V148H79ZM91 148L93 150V154L96 155L98 154V159H102L101 161L98 160V164L96 165V171H95V174L91 173V172H87L86 171L84 172V175H83V178L84 179H81L83 180L84 183H86V186L88 185L89 187H93L92 190L90 191L88 189L87 191V187L84 186L85 184L83 183L80 184L81 180L78 178L77 180L75 178H72L71 177L73 176V173H71V171L73 172L76 168H78L79 165H81L82 163H88V165L91 163L90 161V155L87 157L88 154H91V149H87L89 150V152H87V150H84V148ZM103 147V148H102ZM111 147H113L111 149ZM146 147V146H145ZM169 147H171L172 149H170ZM179 147V149H178ZM188 147V149H187ZM197 147V149H196ZM198 147H202L201 149L198 148ZM208 147V148H207ZM25 148L27 150H25ZM37 148V149H36ZM39 148V149H38ZM40 148H41V152H40ZM74 148V149H73ZM76 148V149H75ZM82 148V149H81ZM97 148V147H96ZM195 149V151L193 149ZM204 148H207L204 149ZM227 148L229 150H227ZM255 148V149H254ZM257 148V149H256ZM30 149V150H28ZM60 149H68V150H63V151H60ZM111 149V151H109ZM168 149V150H167ZM186 151V153L184 152V150ZM200 149V150H199ZM212 149V150H211ZM213 149H214V152H213ZM217 149V150H216ZM233 149V151H232ZM245 151H244V150ZM53 150V152H52ZM57 150V151H56ZM73 150V151H72ZM78 150V151H77ZM80 150V151H79ZM82 150V151H81ZM102 150H104L105 152H103ZM172 150V151H171ZM183 150V151H182ZM205 150H206V153H205ZM224 150V151H223ZM247 150V152H246ZM251 150V152H250ZM60 151V152H59ZM101 151V153H100ZM117 152V151H122V159L124 161H126V163L124 162V164L126 165V167L124 166V164L122 165V163H120L122 161V159L120 160V158H118L117 160L118 161H114V158H109V156L111 154H113L114 152ZM124 151V153H123ZM188 151V152H187ZM204 153H203V152ZM221 151V153H220ZM223 151V153H222ZM231 151V152H230ZM242 153H241V152ZM261 151V152H260ZM34 152V153H33ZM68 152V153H67ZM80 152V153H79ZM87 155H84L86 153ZM127 154H126V153ZM175 152V153H173ZM180 152H183V153H180ZM201 152L203 155H201ZM225 152V153H224ZM228 152V155L226 154ZM253 152V153H252ZM260 152V153H259ZM2 153V154H1ZM39 153V154H38ZM45 153V154H44ZM59 153V154H58ZM84 153V154H83ZM105 153V155L103 154ZM111 153V154H110ZM180 153V154H179ZM232 153V156L230 155ZM246 153V154H245ZM40 154H43V155H40ZM47 154V155H46ZM52 154V155H51ZM55 154V155H54ZM78 154V155H77ZM101 154L102 156H105V157H101ZM108 154V155H107ZM173 154V155H172ZM210 154V155H209ZM214 154V155H213ZM224 154V157L222 156V159L220 155ZM227 157H226V155ZM234 154V155H233ZM245 154V156L243 155ZM257 154H259L257 156ZM32 155V156H31ZM71 155V156H70ZM100 155V156H99ZM125 155V156H124ZM126 155H128L126 157ZM176 155V156H175ZM200 155V156H199ZM207 155V156H206ZM209 155V156H208ZM218 155V156H217ZM248 155H251V156H248ZM254 157H253V156ZM58 156V157H57ZM67 156V157H66ZM70 156V157H69ZM77 156V157H76ZM83 156H84V159L85 161H80V159L82 160L83 159ZM124 156V158H123ZM183 158H182V157ZM194 158H193V157ZM199 156V157H198ZM213 156V157H212ZM220 156V157H219ZM256 156V157H255ZM3 157V158H2ZM20 157V159H19ZM39 157V158H38ZM55 157V158H54ZM80 157V158H79ZM101 157V158H100ZM172 157L175 159H172ZM181 157V158H179ZM197 157V158H196ZM210 158V161L209 159ZM218 157V158H217ZM234 157V159H233ZM243 157V159H242ZM251 157V158H250ZM253 157V158H252ZM47 160H46V159ZM88 158V160H87ZM106 158V160H105ZM127 158V159H126ZM224 158V159H223ZM226 158V159H225ZM230 158V159H229ZM247 158L248 161H246L245 159ZM260 158V159H258ZM104 159V160H103ZM108 159V160H107ZM196 159V160H194ZM228 159V160H227ZM238 161H237V160ZM240 159V160H239ZM251 159V160H250ZM255 159V161H254ZM78 163H75L76 161H78ZM131 160V161H130ZM140 160V161H139ZM143 160V161H142ZM174 160V161H173ZM183 160V161H182ZM186 160V161H185ZM213 160H217L215 161L214 163ZM223 162V164L220 163V161ZM225 160V161H224ZM236 160V161H235ZM57 161L59 162L58 164H61V165H58L57 164ZM88 161V162H87ZM136 162L134 164V162ZM173 161V162H172ZM195 164H193L194 162ZM227 161H229L227 163ZM231 161V163H230ZM233 161V162H232ZM260 161V162H259ZM55 162V163H54ZM63 164H62V163ZM102 162V164H101ZM104 162V163H103ZM119 162V163H118ZM140 162V165L138 164ZM144 162V163H143ZM190 162V163H191ZM219 162V163H218ZM239 164H238V163ZM250 162V163H249ZM259 162V163H258ZM262 162L263 165H260ZM43 163V164H42ZM81 163V164H80ZM143 163V164H142ZM234 163V164H233ZM244 166H242V164ZM254 163V165L252 164ZM258 165H256V164ZM46 164V165H45ZM58 166H61V167H58ZM67 164V166H66ZM74 164V166H73ZM100 164V165H99ZM121 164V165H120ZM129 164V165H128ZM131 164H133L131 166ZM142 164V165H141ZM166 164V163H165ZM174 164V163H173ZM219 164L220 167H219ZM224 164H229L227 166H223ZM236 164V165H235ZM241 164V165H240ZM56 165V166H55ZM62 165H65V166H62ZM71 165L72 168L69 166ZM77 165V166H76ZM113 167H109V166H112ZM175 165V164H174ZM175 165V166H177ZM215 167H214V166ZM233 165V167H231ZM235 165V166H234ZM239 165V166H237ZM4 166V167H3ZM10 166V167H8ZM53 166V167H52ZM61 169V170H58V168L56 169L55 167ZM103 166V167H102ZM106 168H105V167ZM114 166L116 168H114ZM118 166V167H117ZM136 166V167H135ZM140 166V168H139ZM144 166V167H142ZM170 166V167H169ZM213 166V167H212ZM237 166V167H236ZM240 166H242L240 168ZM75 167V168H74ZM100 167V168H98ZM133 167V168H132ZM178 167V166H177ZM212 167V168H211ZM217 167H219V170H217ZM248 170H247V168ZM251 167H252V172H251ZM253 167L255 170H253ZM65 170H64V169ZM106 171H105V169ZM117 171H114V169ZM121 168V170H120ZM125 168V169H124ZM128 168H130L129 170H127ZM155 168L157 171H155ZM173 168V170H171ZM193 168V167H192ZM207 168H211V169H207ZM215 170H214V169ZM223 168V169H222ZM230 168V169H229ZM232 168V169H231ZM34 169V170H32ZM68 169V170H67ZM103 169L105 172H103ZM113 169V170H112ZM138 170L137 172L134 173V170ZM142 169V170H141ZM169 169V170H168ZM204 169L207 171H204ZM242 169V170H240ZM246 169V171H245ZM250 169V170H249ZM259 169V170H258ZM43 170V171H42ZM49 171L48 174H45V171ZM55 170V171H54ZM63 170V171H62ZM71 170V171H70ZM119 170V171H118ZM126 170V172H125ZM131 170H133L132 173ZM145 172H144V171ZM173 172L172 174L171 171ZM175 170V171H174ZM222 170V173L219 174ZM238 170V171H236ZM258 170V171H257ZM59 171H62V173ZM98 171H100L101 173H99ZM130 171V172H129ZM143 171V172H142ZM153 171V172H151ZM155 171V172H154ZM204 171V172H203ZM216 171V172H214ZM219 171V172H218ZM228 171V172H226ZM232 171V173H231ZM243 171V172H242ZM257 171V172H256ZM53 172V173H52ZM56 172V177L54 175V173ZM64 172V173H63ZM67 172V173H66ZM103 172V173H102ZM110 172V173H109ZM121 175H120V173ZM142 172V173H140ZM147 172V173H146ZM167 172V173H166ZM210 172H212V178L215 179L216 181H213V179L209 176H211ZM214 172V173H213ZM235 172V173H234ZM242 174H241V173ZM249 172V173H247ZM255 172V173H254ZM260 172V173H258ZM59 173V174H58ZM71 173V174H70ZM98 173V174H97ZM105 173V174H104ZM124 173H127L124 175ZM130 173V174H129ZM157 173V174H156ZM163 173V174H161ZM177 175H175V174ZM227 173V175L225 174ZM234 173V174H233ZM238 173V174H237ZM246 173V175H245ZM257 173V176L255 175ZM41 174H43V176L41 177ZM63 175L62 177L60 175ZM70 174V175H69ZM92 174V175H91ZM103 174V175H101ZM108 174V175H107ZM113 174H116L114 175L116 178H114V176H112ZM138 174H142V176H146V180L149 179L151 181L152 177L154 179L152 180H159L158 178H161V175L164 176V179H165V189H162V192H158V191H161V188L157 187L154 185L151 186V184H153V182L149 181V184H148V188H147V183L146 181H142L141 179L140 180H137L139 179L140 177L141 178H144L142 177L141 175L138 176ZM146 174V175H145ZM151 174V176H150ZM156 174V175H155ZM160 174V175H158ZM166 174V175H165ZM171 177H169L170 175ZM174 174V175H173ZM209 174V175H207ZM223 174V175H222ZM236 177L235 178V176ZM253 176H252V175ZM14 175V176H13ZM40 175V176H39ZM57 175H58V178H57ZM101 175V176H100ZM107 175V176H106ZM130 175L131 178H129L128 176ZM133 175V176H131ZM154 175V176H153ZM158 175V176H157ZM169 175V176H167ZM173 175V176H172ZM207 175V177H206ZM219 175H221L219 177ZM231 177H229V176ZM234 175V177L232 176ZM243 175V176H241ZM245 175V177H244ZM10 176V177H9ZM48 176H52L51 178H49ZM71 176V177H70ZM93 176L96 178H94L96 180V183H95V180L93 179ZM110 176V178H109ZM124 176V177H123ZM136 176V177H135ZM149 176V177H148ZM160 176V177H159ZM215 176V177H213ZM240 176V177H239ZM251 176V177H250ZM14 177V178H13ZM39 177V178H38ZM61 177V179H60ZM66 177V178H65ZM69 177V178H68ZM91 177V178H90ZM99 177V178H98ZM113 177V179H112ZM127 177V179H126ZM133 177L137 178L135 180H132ZM148 177V178H147ZM155 177H157L155 179ZM166 177V178H165ZM175 177V178H174ZM182 177H186V179L182 178ZM209 177V179H208ZM229 177V178H228ZM257 177V178H256ZM41 178V179H40ZM47 180V183H49L50 185H48V192H45L47 191L46 188H47V184L45 185L46 181L44 180ZM53 178V179H52ZM57 181H56V179ZM89 178V182L88 180L86 181V179ZM103 178V179H102ZM107 178V179H106ZM124 178V179H122ZM151 178V179H150ZM180 178V179H178ZM182 178V180H181ZM223 178V179H222ZM240 178V179H239ZM247 178V180H246ZM19 179V180H18ZM22 179V180H21ZM39 179V180H38ZM43 179V180H42ZM51 179V180H50ZM63 179V180H62ZM68 180L70 182V180H73L72 182H70L71 184L73 183H79L81 186L78 187V183L76 184H69L70 187L68 188L69 185H66L67 181ZM110 179V180H109ZM114 179L116 180V182H114ZM133 181H131V180ZM175 180V181H172V180ZM208 179V182H210L212 180L213 183L210 182V185L215 187H210L209 184H207L208 182H206V180ZM225 179V180H224ZM233 179V180H232ZM237 179V181H236ZM239 179V180H238ZM244 179V180H242ZM38 180V181H37ZM49 180V182H48ZM64 181V183L62 181ZM76 180V181H74ZM113 182H112V181ZM118 180V181H117ZM128 180H130V184L129 182H127ZM185 180V181H184ZM191 182H189V181ZM219 180H220V183H219ZM242 180V182L240 181ZM250 180V181H249ZM252 180V181H251ZM59 183L60 182L62 184L65 185V189L64 187H62V189H60L61 187L56 183ZM105 181V182H103ZM109 181H111L112 183H110ZM170 181V182H169ZM194 181V182H193ZM202 181V183H200ZM44 182V184H43ZM54 182V183H53ZM91 182V183H90ZM94 182V184H93ZM109 182V183H108ZM175 182H178L177 184L180 185L179 186H176V187H172L169 186L172 184V186H175L176 183ZM187 182V183H185ZM198 183V185L196 183ZM207 184H205V183ZM215 182V183H214ZM224 183L223 185L221 184ZM226 182V183H225ZM230 182V183H229ZM237 182H239L237 184ZM247 182V183H246ZM262 182V183H261ZM114 183V184H113ZM135 183V185H134ZM174 183V184H173ZM195 183V184H194ZM200 183V184H199ZM220 185H219V184ZM236 183V184H235ZM245 183V184H244ZM261 183V184H259ZM120 184V185H118ZM192 184V185H190ZM202 184V185H201ZM259 184V185H258ZM55 185L56 187H54L52 190L51 188ZM57 185L59 187H57ZM61 185V184H60ZM63 185V186H64ZM77 187H75V186ZM91 185V186H90ZM97 186L95 189L94 186ZM129 185V186H128ZM138 185V186H137ZM141 185V186H140ZM183 185V186H182ZM184 185H187L186 187H184ZM196 185V187L194 186ZM200 185V186H199ZM207 187H210V188H207ZM217 188H216V186ZM225 185V186H224ZM103 186V187H102ZM124 186V187H123ZM132 186V187H131ZM151 190H150V187ZM181 186L183 188H181ZM198 186L204 191H202L200 188H198ZM221 186V187H220ZM224 186V188H223ZM236 186V187H235ZM238 186V187H237ZM242 189H241V187ZM244 186H248L247 187H244ZM259 186L261 188H259ZM39 187V188H38ZM51 187V188H50ZM82 187V188H81ZM99 187H100V193L99 192ZM120 187V188H119ZM136 187V188H135ZM139 187V189H138ZM190 187V189H189ZM205 187V190L207 188V191L204 190ZM229 187V189H228ZM234 189H233V188ZM240 187V189H239ZM56 188V190H55ZM58 188V189H57ZM79 188L81 190H79ZM102 188V189H101ZM107 188V190H106ZM132 188H135L132 189ZM145 188L147 190H145ZM155 188V189H154ZM188 188V189H187ZM197 189V191H194V189ZM227 188L228 191H226L225 189ZM232 190H231V189ZM236 188V189H235ZM250 188V189H249ZM6 189V190H4ZM44 189V191H43ZM72 189V190H70ZM74 189V190H73ZM77 189V190H76ZM128 189V190H127ZM130 189V190H129ZM132 189V190H131ZM142 189V190H141ZM168 189V191H167ZM175 189V191H174ZM187 189V190H186ZM213 189V190H212ZM59 190V191H57ZM96 190L95 195L93 192ZM136 190L139 192H136ZM151 192H150V191ZM155 190V191H154ZM158 190V191H156ZM179 190V192L177 193V191ZM193 190V191H191ZM201 190V196L199 195L200 191ZM215 190V191H214ZM222 190V192H220ZM232 193H231V191ZM235 192H234V191ZM244 190V191H243ZM80 191V192H79ZM85 191V192H84ZM90 191V192H89ZM98 191V192H97ZM106 191V194L105 192ZM117 191V192H116ZM133 191V192H132ZM141 191V192H140ZM145 191L148 192V197H147V193H145ZM177 193V194H174V192ZM181 191V192H180ZM187 191L190 195H188ZM249 191V192H248ZM40 192L42 194H40ZM55 192H57L55 194ZM75 192V193H74ZM83 192V193H82ZM88 192L89 194L92 193V195H88ZM129 192V193H128ZM133 194H132V193ZM144 192V193H143ZM150 192V193H149ZM157 192V193H155ZM163 192L166 193L167 195L170 193L171 194V197H170V194L168 195L169 198L168 201L166 198L168 196H166V194L163 195ZM173 192V193H171ZM184 192V193H183ZM210 192V193H209ZM214 192V193H213ZM219 195L222 193V195H226L221 198L219 197ZM244 192V193H243ZM38 193V194H37ZM45 193V194H44ZM48 193V194H47ZM50 193V194H49ZM78 193L80 195H78ZM104 193V194H103ZM137 193V194H136ZM192 193V194H191ZM209 193V194H207ZM216 193V195H215ZM234 194V195H230V194ZM7 194V195H6ZM47 194V195H46ZM54 194V195H53ZM69 194V195H68ZM72 194V195H71ZM75 194V195H74ZM87 194V195H86ZM102 195V197L100 195ZM154 194V195H153ZM182 194V195H181ZM195 194V195H193ZM240 194V195H239ZM41 195L43 196L42 198ZM46 195V197H45ZM54 197H53V196ZM62 195V196H61ZM86 195V196H84ZM99 195V196H98ZM105 195V196H104ZM110 195V196H109ZM152 195V196H151ZM174 195V196H173ZM185 195H186V200H185ZM193 195V196H192ZM208 195V196H207ZM210 195V196H209ZM242 195V196H241ZM247 195V196H245ZM74 196V197H73ZM88 196V197H87ZM121 196V197H120ZM145 196L147 198H145ZM158 197L160 198L159 200L156 201V199L154 197ZM160 196V197H159ZM162 196V197H161ZM164 196V197H163ZM182 196V197H181ZM190 196V197H188ZM196 198H195V197ZM207 196V197H206ZM229 199H228V197ZM241 196V197H240ZM249 196V197H248ZM31 197V198H30ZM48 197V198H47ZM50 197V198H49ZM53 197V198H52ZM71 197V198H70ZM85 197V198H84ZM101 197V198H99ZM151 197L152 200L154 202L151 203V199L149 198ZM181 197V198H180ZM199 199H198V198ZM204 197V198H203ZM233 197V198H232ZM248 197V198H247ZM252 197V198H251ZM45 198H47L45 200ZM61 198V199H60ZM99 198V199H98ZM124 198V199H123ZM133 198V199H132ZM140 200H139V199ZM145 198V199H144ZM149 198V199H148ZM157 198V199H158ZM165 198V199H164ZM172 198V200L170 199ZM176 198V199H175ZM179 198V199H177ZM213 198V199H212ZM220 198V200H218ZM227 198V199H226ZM238 198V199H237ZM34 199V200H33ZM37 199V200H36ZM70 199V200H69ZM74 199V200H73ZM138 199V200H137ZM142 199V200H141ZM184 199V200H183ZM194 200L192 201L193 203H191V200ZM201 199V201L199 202V200ZM203 199V200H202ZM217 201H216V200ZM224 199V200H223ZM256 199V201H254ZM62 200V201H61ZM96 200V201H95ZM102 200V201H101ZM114 200V201H113ZM176 200H177V203H176ZM181 200V201H180ZM198 203H196L197 201ZM228 200V201H227ZM234 200V201H233ZM238 200H241L238 201ZM249 200V201H247ZM55 201V203H54ZM58 203H57V202ZM67 201V202H66ZM69 201V202H68ZM82 201V202H81ZM94 203H93V202ZM131 201V202H130ZM138 201V202H137ZM149 201V202H148ZM168 201V202H167ZM175 201V202H174ZM178 201H180L178 203ZM189 201V202H188ZM221 201V202H220ZM224 201H227L224 202ZM247 201V202H246ZM81 202V203H80ZM157 202V203H156ZM161 202V203H160ZM164 202V203H163ZM172 202V204H171ZM174 202V203H173ZM183 202L185 205H183ZM205 202V203H204ZM233 202H235L233 204ZM240 202V203H239ZM253 204H252V203ZM257 204H256V203ZM260 202V204H259ZM44 203V204H43ZM92 203V204H91ZM133 203V204H132ZM140 203V205H139ZM143 203V204H142ZM144 203L146 204L145 206H148V207H144ZM170 203V204H168ZM207 203V204H206ZM245 203V204H243ZM255 203V204H254ZM78 204V205H77ZM96 204V205H95ZM136 204V205H135ZM142 204V205H141ZM149 204V205H148ZM166 205L168 208V210H164L163 209V205ZM175 204V205H174ZM191 206H189V205ZM195 204V205H194ZM199 205V206H196ZM212 204V205H210ZM240 204V206L238 205ZM252 204L253 207L256 208V210L250 205ZM72 205V206H71ZM81 205V206H80ZM85 205V206H84ZM87 205V206H86ZM116 205V206H115ZM154 205V206H153ZM164 205V206H165ZM172 207H170V206ZM174 205V206H173ZM208 205V206H207ZM249 205V206H248ZM258 205V206H257ZM76 206V207H74ZM178 206V207H177ZM192 206L194 207V210L192 209ZM210 206V208H209ZM87 207V208H86ZM114 207V208H113ZM123 209H122V208ZM126 207V208H125ZM152 207V208H151ZM186 207V209L184 208ZM188 207L190 208V211L188 209ZM214 207H215V210H214ZM243 207H245L243 209ZM75 208V209H74ZM110 208V209H108ZM120 208V210H118ZM142 208V209H141ZM160 208V209H159ZM181 208V209H180ZM216 208H218L216 210ZM146 209V210H145ZM156 210V213H154ZM176 210V211H173ZM179 209V210H178ZM196 209V211H195ZM209 209V210H208ZM220 209V210H219ZM236 209V210H235ZM242 209L244 211H242ZM249 211L251 209V211L249 212H245L247 210ZM80 210V211H79ZM148 210V211H147ZM150 210V212H149ZM152 210V212H151ZM163 210V211H162ZM178 210V211H177ZM183 212H182V211ZM184 210L186 211L184 213ZM188 210V211H187ZM212 210V211H211ZM224 210V211H223ZM240 210V211H239ZM122 211V212H121ZM182 212V215L179 214ZM216 211V213H215ZM226 211V212H225ZM229 211V212H228ZM230 211H232L230 213ZM254 213H253V212ZM4 212V213H3ZM136 212V213H135ZM176 212V213H174ZM223 212V213H222ZM226 214H225V213ZM235 212L237 213V216L235 214ZM159 213V215H158ZM171 213V214H169ZM178 213V214H177ZM184 213V214H183ZM243 213V214H242ZM102 214V215H101ZM105 214V215H104ZM157 214V215H156ZM168 215L167 217L165 215ZM174 214V215H173ZM194 214V215H192ZM195 214H198V215H195ZM200 214V215H199ZM206 214V215H205ZM223 214V216H222ZM262 214V215H261ZM30 215V216H29ZM36 215V216H35ZM47 215V216H46ZM171 215V216H170ZM180 215V216H179ZM184 215V216H183ZM188 215V216H187ZM219 215V216H218ZM230 215V216H229ZM243 215V217H242ZM259 215L260 217L263 216L262 220H259ZM165 216V217H164ZM179 216V218H178ZM195 216V217H194ZM203 216V217H202ZM207 216V218H206ZM210 218H209V217ZM223 217V219H221V217ZM234 216V217H233ZM239 216V217H238ZM248 216V217H247ZM250 216V217H249ZM254 216V217H253ZM33 217V219H32ZM57 217V218H56ZM144 217V218H143ZM147 217V218H146ZM164 217V218H163ZM172 219H171V218ZM176 219H175V218ZM182 217V218H181ZM194 217V218H192ZM213 217V218H212ZM227 218L226 221H224L225 219ZM238 217V218H237ZM241 217V219H240ZM245 217L247 220H245ZM55 218V219H54ZM60 218V220L58 219ZM119 218V219H118ZM134 218L135 219V222L136 224H133L132 222H134ZM146 218V219H145ZM163 219V221L161 219ZM170 218V219H169ZM199 218V219H198ZM209 218V219H208ZM218 218V219H217ZM232 218V219H231ZM233 218L234 221H233ZM249 218V220H248ZM256 218V221H254ZM258 218V220H257ZM260 218V219H261ZM26 219V220H25ZM72 219V220H71ZM132 219V220H131ZM138 219V222L136 221ZM141 221H140V220ZM166 219V220H165ZM175 219V220H174ZM181 219V220H180ZM197 219V220H196ZM201 219V220H200ZM217 219V221H216ZM239 219V220H237ZM166 222H165V221ZM179 220V222H182L181 224L177 221ZM187 220V221H185ZM200 220V221H199ZM251 220V221H250ZM62 221V222H61ZM70 221V222H69ZM86 221V222H85ZM189 221V222H188ZM203 221L205 223H203ZM213 221V222H212ZM224 221V222H222ZM231 221V223L229 222ZM60 222V223H59ZM153 222V223H152ZM176 222V223H174ZM191 222H194L191 224ZM196 222V223H195ZM218 224H216V223ZM223 224H222V223ZM250 222V223H249ZM259 222V223H258ZM95 223V224H94ZM183 223L186 225L183 226ZM221 223V224H220ZM228 223V224H227ZM234 223V224H233ZM238 223V224H237ZM263 223V225H262ZM39 224V225H38ZM139 224V225H138ZM189 224V225H188ZM191 224V225H190ZM199 224V225H198ZM203 224V225H202ZM210 224V225H209ZM214 224V225H213ZM225 224V225H224ZM237 224V225H236ZM243 224V225H242ZM253 224L256 226H253ZM260 224V225H259ZM84 225V226H82ZM119 225V226H118ZM136 225V226H134ZM160 225V226H158ZM216 225V227H214ZM236 225V226H235ZM245 225V226H244ZM248 225V226H247ZM259 225V226H258ZM8 226V227H7ZM11 226V227H10ZM16 226V227H15ZM121 226V227H120ZM124 226V227H122ZM177 226V227H175ZM220 226V227H219ZM222 226V227H221ZM225 226V227H224ZM111 227V228H110ZM251 227V228H249ZM259 227V229H258ZM115 228V229H114ZM138 228V229H137ZM150 228V229H149ZM221 228V230L219 229ZM231 228V229H230ZM256 228V229H255ZM2 229V230H1ZM154 229V230H153ZM179 229V231H178ZM218 229V231H217ZM227 229V230H226ZM234 229V231H233ZM238 229V230H237ZM242 229V230H240ZM117 230V231H116ZM136 230V231H135ZM172 230V231H171ZM210 230V231H209ZM232 230V231H231ZM241 232H240V231ZM261 230V231H260ZM192 231V232H191ZM229 231V232H228ZM99 232V233H98ZM220 234H219V233ZM228 232V233H227ZM256 232V233H255ZM171 233V234H170ZM179 233V234H178ZM215 233V234H214ZM218 233V234H217ZM70 234V235H69ZM174 234V235H173ZM232 234V235H231ZM177 235V236H176ZM194 235V236H193ZM218 235V236H217ZM257 235V237L255 236ZM182 236V237H181ZM257 238H255V237ZM260 236V237H259ZM101 239V240H100ZM70 241V242H69ZM118 242V244H116ZM120 242V243H119ZM263 242V243H262ZM68 243V244H67ZM71 243V244H70ZM229 243V244H228ZM234 243V244H233ZM89 244V246H88ZM232 244V245H231ZM64 245V246H62ZM230 246V247H229ZM90 248V249H89ZM109 248V249H108ZM39 249V250H38ZM107 251H106V250ZM234 249V250H233ZM8 250V251H7ZM111 250V251H110ZM236 250V251H235ZM11 251V252H10ZM252 252V253H251ZM91 254V255H90ZM109 254V255H108ZM248 254V255H247ZM109 258V259H108ZM202 258V259H201ZM262 260V261H261ZM184 261V262H183ZM199 261V262H198ZM257 261V262H256ZM260 261V262H259ZM13 262V263H12Z\"/></svg>",
	"mask_w": 264,
	"mask_h": 264
},
{
	"label": "bare ground",
	"instance_id": "bare-ground-1",
	"mask_svg": "<svg viewBox=\"0 0 264 264\" xmlns=\"http://www.w3.org/2000/svg\"><path fill=\"white\" fill-rule=\"evenodd\" d=\"M16 1V0H15ZM14 1V2H15ZM18 1V0H17ZM16 1V2H17ZM23 2L22 3H19V5L18 4H13V2L11 3V2H9V0H0V11H2V13H8V14H10L12 17H14V16H17L15 19L14 18H6V14H5V19L3 20V22L4 21H7V19H9L10 21H11V24H13L15 27H16V34L18 35V34H28L27 36H31L32 38V40H31V43H33V46H29L28 44L30 43L29 41H24V43L25 42H28V48L30 49V47L32 48V50L34 49V50H38L37 52H39V51H42V52H45V54H48L47 56H46V58H45V56L43 57V59L45 58V61L42 63V65H48V64H52V65H55V64H58V63H66V66L65 67H67V64H68V68H69V70H71V71H73L74 73H75V75L77 74V76L79 77V79H83V77H86V78H88L89 76H82L81 74H79V72L82 70V68H83V64H84V67L85 66H88V65H85V63L84 62H86L85 60L87 59V57L89 58V57H95V58H97V60L99 61V62H97V66H98V69L100 70V72H98V71H96V73L98 72V73H100L101 75H102V77L104 78V81L107 83L106 85H110V86H113L114 84L115 85H117L118 83H122V85H124V83H126V82H129V83H133V84H137V85H140V86H142L143 87V89H144V87H146V88H148V89H150V91H151V93L153 94L152 96H153V98H154V101H150V102H148V105H149V109L151 110V112H152V117H154V121L155 122H158L160 125H165V124H171L173 121H178L177 123L179 124V125H181L180 124V122L181 123H183V121L185 120V121H187V122H189L190 124L192 123V126L193 125H196L197 127H200V128H202V131H201V134H205V132L204 133H202L203 132V129H205L204 127H206V128H208V127H210V126H212V125H210L211 124V122H210V124H208V125H206L205 123H208L211 119H208L209 121H206V120H204V118H206L209 114L210 115H212V114H218V113H220L221 111V108H222V105H219V104H217V103H211V104H205V105H207V106H205L204 107V109H203V112H200V111H195L194 113H191L190 114V112L188 113V112H186L185 110H187L186 109V107H184V106H181L179 103H178V101H180V102H182L183 104H185V103H188V104H190L191 102H193V101H195V100H198V99H200V100H204V99H206V100H208L209 101V97H198V98H196L197 96H195L194 97V95H193V97H190V95H191V92L189 91V90H191L190 89V83H193V82H195V83H197L198 84V81H196L195 79H193L194 77L196 78H199V79H202V78H207V79H210V80H214L215 81V83H217V82H219V83H229V82H231V75H230V73L229 74H224V72H222L221 70H219V72L220 73H218V71H217V73H216V71H215V68H214V65H215V63H217V62H215V61H218L219 63H220V65H223V60L225 59L224 57V53L225 54H227L226 52H224L223 54H221L220 53V51L219 50H216L217 48L215 47V50H213L214 49V46L213 47H211V48H209L207 51H206V49H205V51H203V50H201V51H197V52H193V51H189V49H183V50H175V48L174 49H172V48H170V44H169V47H168V45H166L165 43H163V42H161L160 40H159V38L156 36V34H158L159 33V35H160V33H161V31H163V35H164V31H165V26L167 25L166 24V22H165V19H163V16H167V15H164V13H163V11L164 12H166L167 10H169L170 8L171 9H173L174 8V6L172 5V4H169L168 6H166V7H168L169 9H167L166 10V8H165V1L163 2V0H158V2L156 3V5H157V7H158V10H159V8H160V10H162V13H163V16H159L160 14H155V15H153L154 13H151V15H153L149 20H148V22H144L145 24H142L141 23V26H140V29L141 30H144V29H148L149 31L147 32V33H145V31H144V33L142 32V33H136L135 34V32H134V37L131 39V40H129V39H126V38H121V37H112V38H109V37H107L106 35H104L103 33H101V29L104 27V26H106V27H108V26H110V24H112V22L113 23H115V21H116V24H117V20L115 19L114 20V18H113V21H111L112 20V15L110 14V13H107L106 14V12L104 13V12H101V9L99 8V10H100V12L101 13H98V10L96 9V11L97 12H95V10L94 11H92V12H90L91 11V8H89V9H87V11L88 10H90L89 12H87V11H84V12H87L86 14H84L82 11H80V12H82L83 14L82 15H79V16H81L80 18H77L75 15V17L76 18H70L71 19V21H75L76 23H72V22H70V20L68 21L67 20V18H66V15H67V13H68V10H69V7H70V4H71V0H69L70 2H68V0L67 1H62V0H22ZM74 1V0H73ZM72 1V2H73ZM78 1H80V3H82L83 1H81V0H78ZM78 1H76L75 0V2H78ZM85 1V0H84ZM94 1V0H93ZM93 1H91L92 3H94ZM116 1V0H115ZM118 1V3H120V1L119 0H117ZM123 1H125V0H123ZM122 1V2H123ZM127 2H128V0H126ZM136 1V0H135ZM138 1V0H137ZM150 1V0H149ZM148 1V2H149ZM153 1V0H152ZM175 1V0H174ZM173 1V2H174ZM183 1V0H182ZM195 1V0H194ZM211 1V0H210ZM220 1V0H219ZM229 1V0H228ZM232 1V0H231ZM240 1V0H239ZM250 1V0H249ZM257 1V0H256ZM21 2V1H20ZM129 2H132V1H130L129 0ZM145 2V1H144ZM190 2H192L191 0H190ZM197 2H199V1H197ZM203 2V1H202ZM205 2V1H204ZM203 2V3H204ZM213 2H215V1H212V3ZM230 2V1H229ZM248 2V1H247ZM262 2V1H261ZM260 2V3H261ZM91 3V4H92ZM99 7L101 6H103V8H104V4H103V0H96V2H95ZM106 3V2H105ZM108 3H111V1L110 2H108ZM114 3V2H113ZM112 3V4H113ZM118 3L116 2V4H115V7H117V5H118ZM175 3V2H174ZM177 3V2H176ZM175 3V4H176ZM194 3V2H193ZM206 3V2H205ZM204 3V4H205ZM219 3V2H218ZM234 3H236V2H234ZM245 3V2H244ZM254 3V2H253ZM252 3V4H253ZM259 3V4H260ZM73 4V3H72ZM86 4V3H85ZM90 4V5H91ZM103 4V5H102ZM121 4H123V3H121ZM120 4V5H121ZM126 4V3H125ZM125 4H123V5H125ZM128 4V3H127ZM126 4V6H128ZM131 4V3H130ZM129 4V6H131ZM138 4H139V2H138ZM137 4V5H138ZM142 4H144V3H142ZM152 4V3H151ZM153 4H155V3H153ZM152 4V5H153ZM201 4V3H200ZM227 4V3H226ZM225 4V5H226ZM258 4V5H259ZM18 5V6H17ZM74 5H75V3H74ZM78 5V4H77ZM87 5V4H86ZM97 5H95V7L97 8ZM111 5V4H110ZM119 5V6H120ZM123 5H121L120 7H121V9L124 11L125 10V12H128L130 9H131V11H132V8H130L129 10L128 9H123L122 8V6ZM206 5V4H205ZM230 5V4H229ZM255 5V4H254ZM264 5V4H263ZM85 6V5H84ZM113 6H114V4H113ZM109 7V8H114V7ZM135 6H136V4H135ZM141 6V5H140ZM142 6H144V5H142ZM145 6H147V4L145 3ZM144 6V7H145ZM151 6V5H150ZM154 6L155 5H153V8H154ZM180 6V5H179ZM188 7H189V4L187 5ZM191 6V5H190ZM195 6L197 7V4H195ZM222 6V5H221ZM231 6V5H230ZM259 6H261V5H259ZM77 7H79L78 9H80V5L79 6H77ZM91 7V6H90ZM106 8H107V6H105ZM200 7V6H199ZM198 7V8H199ZM202 7V6H201ZM250 7H251V5H250ZM86 8V7H85ZM93 8V7H92ZM117 8H119V7H117ZM129 8V7H128ZM135 8H139V6L137 7H135ZM148 8H149V5H148ZM147 7H146V9L145 10H147L148 9ZM176 8V7H175ZM192 8H194V7H192ZM247 8H249V7H247ZM70 9H71V7H70ZM120 9V8H119ZM120 9V10H121ZM171 9L169 10V11H171ZM185 9V8H184ZM74 10V9H73ZM77 10V9H76ZM85 10V9H84ZM93 10V9H92ZM104 10V9H103ZM102 10V11H103ZM107 10H108V8H107ZM113 10H115V9H111L110 11H113ZM138 10H140V9H138ZM141 10H144V9H141ZM155 10H156V8H155ZM157 10V11H158ZM166 10V11H165ZM233 10V9H232ZM234 10H236L235 9V7H234ZM237 10H238V8H237ZM252 10V9H251ZM72 11V10H71ZM78 12H79V10H77ZM76 11V12H77ZM109 11V10H108ZM123 11H121V12H123ZM130 11V12H131ZM148 11V10H147ZM150 11H152L151 10V8H150ZM150 11H149V13H150ZM157 11H156V13H157ZM242 11V10H241ZM241 11L240 12H238V13H241ZM117 12V11H116ZM120 11H118L117 13H119ZM133 12H134V10H133ZM136 13H138L137 11H135ZM146 12V11H145ZM145 12H143L142 11V14H144ZM153 12V11H152ZM175 12V11H174ZM185 11H183V13H184ZM221 12V11H220ZM236 12V11H235ZM243 12H245V10L243 11ZM247 13H248V11H246ZM253 12V11H252ZM2 13H0V15H2ZM114 13V12H113ZM140 13V12H139ZM168 13V12H167ZM178 13V12H177ZM176 13V14H177ZM194 13V12H193ZM210 13H212V11L210 12ZM214 13V12H213ZM216 13V12H215ZM219 13V12H218ZM217 13V15H219ZM222 13V12H221ZM251 13V12H250ZM61 14H63V15H65V17L63 16V15H61ZM68 14H70V13H68ZM76 14V13H75ZM125 14V13H124ZM128 14H129V12H128ZM133 13H131V15H132ZM146 14H148L147 12H146ZM146 14H144V15H146ZM169 14V13H168ZM171 14V13H170ZM174 14V13H173ZM180 14H182V13H180ZM185 14V13H184ZM225 14V13H224ZM242 14V13H241ZM252 14V13H251ZM254 14V13H253ZM258 14H260V13H258ZM4 15V14H3ZM3 15L1 16V17H3ZM122 15V14H121ZM130 15V14H129ZM137 15H141V14H137ZM143 15V16H144ZM178 15V14H177ZM200 15V14H199ZM204 15V14H203ZM227 15V14H226ZM232 16H233V14H231ZM231 15H229V16H231ZM245 15H246V13H245ZM255 15V14H254ZM9 16V15H8ZM72 16H73V13H72ZM119 16V15H118ZM133 16H134V14H133ZM147 16V15H146ZM179 17H181V18H183L184 19V17H182V16H180V15H178ZM185 16H187V15H185ZM228 16V15H227ZM243 16V15H242ZM248 16V15H247ZM247 16H244V17H247ZM258 16V15H257ZM0 17V18H1ZM70 17V16H69ZM126 17H127V15H126ZM136 17V16H135ZM134 17V18H135ZM137 17H139V16H137ZM136 17V18H137ZM145 17V16H144ZM149 17V16H148ZM160 17V18H159ZM170 17H172L171 15H170ZM192 17V16H191ZM213 17V16H212ZM221 17H222V15H221ZM224 17V16H223ZM262 17V16H261ZM121 18V17H120ZM131 18H132V16H131ZM166 18V17H165ZM186 18V17H185ZM197 18H199V17H197ZM216 18V17H215ZM228 18V17H227ZM229 18H231V17H229ZM228 18V19H229ZM234 18H236V16L234 17ZM3 19V18H2ZM124 20L126 19L125 17L123 18ZM123 19H122V21H123ZM128 19H130V18H128ZM142 19V18H141ZM144 19H146V17L144 18ZM144 19H142V20H144ZM168 19V18H167ZM172 19V21H173V18H170V19H168L169 21ZM176 19H177V17H176ZM175 19V20H176ZM192 19V18H191ZM200 19H201V16H200ZM217 19V18H216ZM239 19V18H238ZM249 19V18H248ZM258 19V18H257ZM132 20V19H131ZM139 19L137 18V20L136 21H138ZM167 20V21H168ZM187 20V19H186ZM212 20V19H211ZM221 20H223V19H221ZM168 21V22H169ZM178 21H179V18H178ZM192 21V20H191ZM207 21V20H206ZM225 21V20H224ZM228 21V20H227ZM239 21H241V20H239ZM125 22H128V21H125ZM131 22V21H130ZM133 22H135L134 20H133ZM132 22V23H133ZM139 22V21H138ZM171 22V21H170ZM185 22V21H184ZM212 22V21H211ZM219 22V21H218ZM229 22H230V20H229ZM228 22V23H229ZM232 22V21H231ZM244 22V21H243ZM259 22V21H258ZM261 22V21H260ZM1 23V22H0ZM129 23V22H128ZM180 23H182L181 21H180ZM213 23V22H212ZM214 23H215V21H214ZM222 23V22H221ZM246 23V22H245ZM137 24V23H136ZM136 24H134L133 23V25H135L136 27H138L139 26V24H138V26L136 25ZM210 24V23H209ZM246 24H248V23H246ZM108 25V26H107ZM122 25H123V23H122ZM132 25V26H133ZM171 25H173V24H171ZM174 25H175V23H174ZM176 25H177V21H176ZM184 25V24H183ZM214 25V24H213ZM212 25V26H213ZM221 25V24H220ZM222 25H224V24H222ZM225 25H227L226 23H225ZM236 26H237V23L235 24ZM249 25V24H248ZM8 26V25H7ZM114 27H115V25H113ZM178 26V25H177ZM191 26H193V25H191ZM194 26H195V24H194ZM215 26V25H214ZM252 26V25H251ZM250 26V27H251ZM10 27H13V26H10ZM102 27V28H101ZM170 27V26H169ZM184 27V26H183ZM238 27V26H237ZM4 28V27H3ZM2 28V29H3ZM9 28V27H8ZM121 28H123V27H121ZM120 28V29H121ZM125 28V27H124ZM123 28V29H124ZM129 28V27H128ZM134 28V27H133ZM175 28H176V26H175ZM182 28V27H181ZM204 28V27H203ZM217 28H220V27H217ZM224 28V27H223ZM226 28V27H225ZM242 28V27H241ZM255 28V27H254ZM258 28V27H257ZM6 29V28H5ZM117 29V28H116ZM127 29V28H126ZM221 29V28H220ZM227 29V28H226ZM225 29V31H227ZM235 29V28H234ZM263 29V28H262ZM108 30V29H107ZM113 30V29H112ZM114 30H115V28H114ZM132 30H135V29H131V33H132ZM138 29H136V31H137ZM219 30V29H218ZM238 30V29H237ZM239 30H240V27H239ZM243 30V29H242ZM252 30V29H251ZM1 32H2V30H0ZM3 31H7V30H3ZM116 31V30H115ZM123 30H121V32H122ZM126 31V30H125ZM147 31V30H146ZM169 31V30H168ZM167 31V32H168ZM224 31V32H225ZM234 31V30H233ZM248 31H250V30H247V32ZM10 32V31H9ZM107 32V31H106ZM111 32V31H110ZM109 32V33H110ZM120 32V31H119ZM124 32V31H123ZM129 32V31H128ZM166 32V31H165ZM181 32V31H180ZM179 32V33H180ZM238 32V31H237ZM241 32V31H240ZM236 33V32H235ZM255 33V32H254ZM15 34V33H14ZM126 34V33H125ZM174 34V33H173ZM173 34H170L169 36H176V35H173ZM176 34H178L177 32H176ZM183 34V33H182ZM189 34V33H188ZM199 34V33H198ZM202 34V32L200 33V35ZM205 34V33H204ZM220 34H222L223 35V33H218V35H220ZM225 34H227V33H225ZM243 34V33H242ZM253 34V33H252ZM260 34V33H259ZM122 35H124V34H122ZM132 35H133V33H132ZM158 35V36H159ZM166 35V34H165ZM189 35H191V34H189ZM196 35V34H195ZM208 35V34H207ZM221 35V36H222ZM228 35H230V33L228 34ZM1 36V35H0ZM4 36V35H3ZM8 36V35H7ZM20 36V35H19ZM26 36V35H25ZM25 36H23V37H25ZM131 36V35H130ZM162 36V35H161ZM160 36V37H161ZM166 36H168V35H166ZM165 36V37H166ZM198 36V35H197ZM212 36V35H211ZM215 36H217L216 34H215ZM225 36V35H224ZM224 36H222L223 38H225ZM231 36H232V34H231ZM235 36V35H234ZM240 36H243V35H240ZM245 36V35H244ZM254 36H257V35H255L254 34ZM259 36L260 35H258L256 38H259ZM262 37L264 36V35H261ZM5 38H6V36H4ZM4 37L2 38V39H4ZM16 37L17 36H15V39H16ZM21 37V36H20ZM20 37H18V38H20ZM163 37V36H162ZM164 37V38H165ZM172 37V38H173ZM193 38V36H190L189 37V39L190 38ZM199 37V36H198ZM203 38H206V37H204V36H202ZM210 37V36H209ZM221 37V38H222ZM227 37V36H226ZM229 37V36H228ZM228 37H227V39H228ZM250 37H251V34H250ZM253 37V36H252ZM11 38L13 39L14 38V35L11 33V34H9V36L6 38V40L4 41L5 43H3V45H4V47L5 48H3V51L6 53V54H8V55H10V57L11 56H13V54H12V50L11 49H13V47L11 48L10 46H8V45H10L9 44V42L11 41ZM17 38V39H18ZM171 38V39H172ZM180 38H182V37H180ZM185 38V37H184ZM217 38V37H216ZM255 38V37H254ZM264 38V37H263ZM262 38V40L261 41H263L264 39ZM1 38H0V40H2ZM9 39V40H8ZM16 39V40H17ZM21 39H26V38H20V40ZM28 39V38H27ZM26 39V40H27ZM30 39V38H29ZM161 39V38H160ZM165 39H167V38H165ZM174 39V38H173ZM186 39V38H185ZM195 39V38H194ZM197 39V38H196ZM199 39V38H198ZM197 39V40H198ZM206 39H209L208 38V36H207V38ZM205 39V40H206ZM211 39V38H210ZM218 39V38H217ZM217 39H215V40H217ZM226 39V40H227ZM229 39L230 40H228V41H231L232 39L229 37ZM238 39V38H237ZM19 40V39H18ZM175 40H176V38H175ZM181 40V39H180ZM184 39H182V41H183ZM191 40H193V39H191ZM225 39H222V41H224ZM225 40V41H226ZM234 40V39H233ZM207 41H209V40H207ZM211 41H213V40H211ZM221 41V40H220ZM250 41H252V40H250ZM250 41H249V44H250ZM258 41H259V39H258ZM12 42V41H11ZM10 42V43H11ZM167 42V41H166ZM180 42V41H179ZM189 42V41H188ZM187 42V43H188ZM193 42H195V41H193ZM197 42V41H196ZM204 42V41H203ZM240 42V41H239ZM1 43V42H0ZM13 43V42H12ZM30 43V45H32ZM182 43H186L185 41L184 42H182ZM217 43V42H216ZM219 43H221V42H219ZM238 43V42H237ZM252 43V42H251ZM259 43V42H258ZM15 44V43H14ZM13 44V45H14ZM18 45H20L19 43H17ZM176 44V43H175ZM174 44V45H175ZM179 44H181V43H179ZM188 44H190V43H188ZM197 44V43H196ZM205 44V43H204ZM203 44V45H204ZM208 44H209V42H208ZM227 44V43H226ZM229 44V43H228ZM240 44V43H239ZM242 44V43H241ZM240 44V45H241ZM245 44V48L247 47V45H248V43H247V45H246V43L244 42L243 43V45ZM261 44V43H260ZM12 45V44H11ZM26 45V43L24 44V46ZM202 45V46H203ZM185 46V45H184ZM196 47H197V45H195ZM220 46V45H219ZM239 46V45H238ZM253 46V45H252ZM11 49H10V48ZM19 47L21 48L22 46L20 45V46H18V48H16V46H15V50L17 49H19ZM200 47V46H199ZM248 47H251V45H249ZM23 48V47H22ZM208 48V47H207ZM223 48V47H222ZM231 48V47H230ZM29 49H26L27 50V52L29 51ZM224 49V48H223ZM252 49V48H251ZM21 50V49H20ZM23 50H25V47H24V49ZM33 50V51H34ZM194 50V49H193ZM243 50V49H242ZM255 50V49H254ZM1 51V50H0ZM238 51V50H237ZM15 52V51H14ZM22 52V51H21ZM41 52V53H42ZM235 52V51H234ZM234 52H232V54L234 53ZM248 52H250V50L248 51ZM252 52H253V50H252ZM3 53V52H2ZM5 53H3V54H5ZM30 53V52H29ZM31 53H32V51H31ZM30 53V54H31ZM41 53H40V56H38V55H36V56H38V59L40 58V57H42V55H41ZM241 53V52H240ZM34 54H36V52L34 51V53H33V55H31L33 58H34ZM43 54V53H42ZM249 54V53H248ZM252 54V53H251ZM260 54V53H259ZM229 55H231V54H229ZM238 55V54H237ZM250 55V54H249ZM3 56V55H2ZM23 56V55H22ZM129 56V58H130V60H128L127 59V57ZM224 56V57H223ZM235 56H236V54H235ZM14 57V56H13ZM18 57V56H17ZM29 57H30V55H29ZM29 57H27L26 56V58L28 59ZM238 57H241V55L240 56H237V58L236 59H238ZM12 58V57H11ZM20 58V57H19ZM26 58H21V59H26ZM31 58V57H30ZM231 58H233V57H231ZM243 58V57H242ZM258 58V57H257ZM27 59H26V61H27ZM32 59V58H31ZM1 60H3V59H1ZM7 60V59H6ZM18 60H20V59H18ZM41 60V59H40ZM228 60V59H227ZM231 60V59H230ZM247 60V59H246ZM250 60V59H249ZM13 61V60H12ZM29 61V60H28ZM33 61H34V59H33ZM93 61V60H92ZM94 61H95V59H94ZM245 61V60H244ZM251 61H252V59H251ZM6 62H8V61H6ZM6 62H4V64L6 63ZM15 62H16V60H15ZM18 62V61H17ZM21 62V61H20ZM22 62H23V60H22ZM37 62V59H36V61H35V63ZM91 62V61H90ZM215 62V63H214ZM228 62V61H227ZM232 62V61H231ZM237 62V61H236ZM256 62V61H255ZM12 63V62H11ZM32 63V62H31ZM89 63V62H88ZM243 63V62H242ZM247 63V62H246ZM3 64V65H4ZM14 64V63H13ZM16 64L17 63H15V69L17 68L16 67ZM40 64V63H39ZM38 64V65H39ZM96 64V63H95ZM224 64H226V61L224 62ZM236 64V63H235ZM249 64H250V62H249ZM264 64V63H263ZM0 65H2L1 64V62H0ZM7 65V64H6ZM5 65V66H6ZM9 65V64H8ZM20 65V64H19ZM93 65V64H92ZM239 64L237 63V66H238ZM244 65H245V63H244ZM261 65H262V63H261ZM35 66H36V64H35ZM94 66V65H93ZM216 66V65H215ZM219 66V65H218ZM248 66V65H247ZM251 66H253L252 68H254L255 66L254 65H251L250 64V67ZM13 67V66H12ZM11 67V68H12ZM30 67H31V65H30ZM37 67V66H36ZM60 67V66H59ZM58 67V68H59ZM82 67V68H81ZM217 67V66H216ZM220 67V66H219ZM227 67V66H226ZM1 68H2V66H1ZM6 68V67H5ZM10 68V69H11ZM14 68H12V69H14ZM21 68V67H20ZM32 68H35L34 67V65L32 66ZM48 68H49V66H48ZM53 68V67H52ZM52 68H50V69H52ZM64 68V67H63ZM88 68L90 69V70H92V68L90 67V66H88ZM148 68H150V70H155V75H158V76H156V77H153V73L152 72H150L149 71V69ZM152 68V69H151ZM230 68V67H229ZM238 68V67H237ZM243 68V67H242ZM251 68V69H252ZM256 68V67H255ZM255 68L253 69V70H255ZM7 69H8V67H7ZM11 69V70H12ZM31 69V68H30ZM36 69V68H35ZM49 69V70H50ZM55 68H53L52 69V71L54 70ZM60 69H61V71H62V68L60 67ZM60 69H58L57 71H59ZM67 69V68H66ZM65 69V70H66ZM86 69V68H85ZM247 69H248V67H247ZM16 70H18V68L16 69ZM27 70V69H26ZM34 70V69H33ZM40 70V69H39ZM64 69H63V71H65ZM68 70V71H69ZM259 70V69H258ZM257 70V71H258ZM262 70V69H261ZM0 71H2V70H0ZM6 71H9V70H6ZM13 71H15V70H13ZM20 71V70H19ZM22 71V70H21ZM28 71H30V70H28ZM38 70H36V72H37ZM40 71H43V70H40ZM47 71V70H46ZM85 71H87V70H85ZM94 71V70H93ZM244 71H245V69H244ZM252 71V70H251ZM17 73H18V71H16ZM34 72V71H33ZM47 72H49V71H47ZM67 71H65V72H63V73H65L66 75H67V73H69V72H67ZM83 73H84V71H82ZM95 72V71H94ZM94 72H92V73H94ZM165 72H166V74L167 73H170L171 75H169V77H167L166 79H165V77H166V75H165ZM238 72V71H237ZM240 72V71H239ZM243 72V71H242ZM249 72V71H248ZM253 72V71H252ZM251 72V73H252ZM264 72V71H263ZM5 73V72H4ZM9 73H10V71H9ZM17 73H14V74H16L17 75ZM30 73H32V71L30 72ZM35 73V72H34ZM43 73V72H42ZM59 73V72H58ZM62 73V72H61ZM87 73V72H86ZM91 73V71L89 72V74ZM92 73H91V75H92ZM244 73V72H243ZM259 73H261V71L259 72ZM3 74V73H2ZM7 73H5V75H6ZM21 74V73H20ZM19 73H18V75H20ZM28 74H29V72H28ZM35 74H37V73H35ZM39 74V73H38ZM37 74V75H38ZM48 74V73H47ZM65 74H64V77H65ZM232 74V73H231ZM245 74V73H244ZM243 74V75H244ZM253 74V73H252ZM257 74V73H256ZM12 75V74H11ZM29 75H31V74H29ZM37 75H36V78H37ZM41 75V74H40ZM40 75H39V77H40ZM52 75V74H51ZM61 75V74H60ZM59 75V76H60ZM68 75H71V74H68ZM258 75V74H257ZM25 76V75H24ZM23 76V77H24ZM42 76V75H41ZM63 75H61V77H62ZM94 76V75H93ZM245 76V75H244ZM252 76V75H251ZM8 77H9V75H8ZM33 77V76H32ZM34 77H35V75H34ZM49 77H50V75H49ZM58 76L56 75V78H57ZM66 77H70V76H66ZM75 77V76H74ZM73 77V78H74ZM92 77V76H91ZM96 77V76H95ZM98 77V76H97ZM246 77V76H245ZM264 77V76H263ZM3 78V77H2ZM47 77H45V79H46ZM51 78V77H50ZM54 78V77H53ZM70 78H72V77H70ZM102 78V79H103ZM249 78V77H248ZM10 79V78H9ZM13 79V78H12ZM22 79V78H21ZM31 79V81L33 80L32 78H30ZM29 79V80H30ZM43 79V81H44V78H42ZM52 79V78H51ZM61 79V78H60ZM59 79V80H60ZM76 78H74L73 80H75ZM95 79V78H94ZM94 79H92L93 80V82H94ZM99 79H100V77H99ZM236 79V78H235ZM259 79V78H258ZM39 79H37V82H39L38 81ZM47 80V79H46ZM49 80V79H48ZM62 80V79H61ZM72 80V81H73ZM89 80V79H88ZM96 80H98L97 78H96ZM184 80H186V82L183 84V81ZM193 82H192V81ZM206 80V79H205ZM243 80V79H242ZM245 80V79H244ZM255 80V79H254ZM262 80V79H261ZM264 80V79H263ZM33 81H35V80H33ZM42 80H41V82H43ZM50 81H52V80H50ZM63 81V80H62ZM66 81H68V80H66ZM69 81H71V80H69ZM77 81V80H76ZM79 81V80H78ZM89 81H91V80H89ZM89 81H87L88 83H89ZM100 81V80H99ZM236 81V80H235ZM13 81H11V83H12ZM19 82V81H18ZM41 82H40V84H41ZM261 81H259V83H260ZM10 83V82H9ZM35 83H36V81H35ZM51 83V82H50ZM59 83V82H58ZM63 83V82H62ZM74 84H75V82H73ZM79 83V82H78ZM88 83H86V84H88ZM91 83H92V81H91ZM117 83V84H116ZM189 83V84H188ZM199 83H200V81H199ZM206 82L204 81V84H205ZM212 83V82H211ZM256 83V82H255ZM1 84V83H0ZM19 84V83H18ZM22 84V83H21ZM46 84V83H45ZM76 84H77V82H76ZM83 84V83H82ZM85 84V85H86ZM94 84H95V82H94ZM103 84H105V83H103ZM127 84V83H126ZM207 84V83H206ZM206 84H205V86H206ZM218 84V83H217ZM235 84V83H234ZM237 84V83H236ZM239 84V83H238ZM237 84V85H238ZM24 85V84H23ZM43 85H44V83H43ZM59 85V84H58ZM96 85H99V84H96ZM114 85V86H115ZM245 85V84H244ZM243 85V86H244ZM264 85V84H263ZM262 85V86H263ZM27 85H25V87H26ZM69 86V85H68ZM71 86V85H70ZM78 87H79V85H77ZM81 86V85H80ZM105 86V85H104ZM127 86V85H126ZM261 86V87H262ZM1 87V86H0ZM28 87H30V86H28ZM74 87V86H73ZM84 87V86H83ZM87 87H89V86H87ZM90 87H91V85H90ZM102 87V86H101ZM109 87V86H108ZM119 87H121V85L119 86ZM123 87V86H122ZM121 87V88H122ZM124 87H125V85H124ZM133 87V86H132ZM213 87V86H212ZM224 87H226V86H224ZM247 87V86H246ZM259 87V86H258ZM53 88V87H52ZM52 88H50L51 90H53ZM63 88V87H62ZM92 88V87H91ZM90 88V89H91ZM106 88V87H105ZM135 88V87H134ZM145 88V89H146ZM208 88H209V85H208ZM249 88H253V87H249ZM255 88V87H254ZM253 88V89H254ZM31 89V88H30ZM84 89V88H83ZM94 89V88H93ZM97 89V88H96ZM100 89V88H99ZM115 89V88H114ZM118 89H120V88H118ZM118 89H117V91H118ZM127 89H128V87H127ZM126 89V90H127ZM212 89V88H211ZM216 89V88H215ZM257 89V88H256ZM28 90V89H27ZM26 90V91H27ZM44 90V89H43ZM43 90H41V91H43ZM79 90H80V88H79ZM82 90V89H81ZM95 90V89H94ZM121 90V89H120ZM123 90V89H122ZM136 90V89H135ZM196 90V89H195ZM194 90V91H195ZM213 90H214V88H213ZM212 90V91H213ZM219 89H217L216 90V92L218 91ZM226 90H228V89H226ZM226 90H225V93H226ZM238 90V89H237ZM236 90V91H237ZM260 90H262V89H260ZM30 91V90H29ZM47 91H48V89H47ZM66 91V90H65ZM69 90H67V92H68ZM76 91H78V90H76ZM89 91V90H88ZM87 91V92H88ZM103 91V90H102ZM107 91V90H106ZM128 91V90H127ZM137 91V90H136ZM140 91H141V89H140ZM144 91V90H143ZM192 91H193V89H192ZM232 91H233V88H232ZM37 92V91H36ZM39 92V91H38ZM52 92H54V91H52ZM58 92V91H57ZM56 92V93H57ZM83 92V91H82ZM108 92V91H107ZM106 92V93H107ZM113 92V91H112ZM126 92V91H125ZM138 92V91H137ZM220 92H222L221 91V89H220ZM230 93H231V91H229ZM8 93V92H7ZM68 93H70V92H68ZM77 93V92H76ZM98 93V92H97ZM96 93V94H97ZM104 92H102V94H103ZM109 93H110V91H109ZM119 93V92H118ZM133 93V92H132ZM135 93V92H134ZM138 93H140V92H138ZM138 93H136V94H138ZM147 94H148V92H146ZM201 93V92H200ZM218 93H219V91H218ZM223 93V92H222ZM228 93V92H227ZM6 94V93H5ZM42 95L44 94V93H41ZM59 94V93H58ZM100 93H98L96 96H98ZM102 94L101 95H99V96H102ZM108 94V93H107ZM112 94V93H111ZM123 94H125L124 93V91H123ZM126 94H127V92H126ZM125 94V95H126ZM141 94V93H140ZM203 94V93H202ZM205 94V93H204ZM203 94V95H204ZM206 94H208V93H206ZM229 94V93H228ZM7 95V94H6ZM18 95V94H17ZM37 95V94H36ZM60 95H61V93H60ZM132 95V94H131ZM130 95V96H131ZM142 95H143V93H142ZM144 95H146V94H144ZM214 95V94H213ZM219 95V94H218ZM227 95V94H226ZM247 95V94H246ZM25 96V95H24ZM64 96V95H63ZM71 96V95H70ZM109 96V95H108ZM135 96V95H134ZM137 96V95H136ZM135 96V97H136ZM139 96V95H138ZM141 96V95H140ZM140 96H139V98H140ZM211 96V95H210ZM238 96V95H237ZM257 96V95H256ZM35 97V96H34ZM61 97V96H60ZM67 97V95H65V98ZM90 97H94L95 98V94H94V96H93V94H92V96L90 95ZM103 97V96H102ZM128 97V96H127ZM133 97V96H132ZM214 97V96H213ZM216 97H217V94H216ZM215 97V98H216ZM243 97V96H242ZM244 97H246V96H244ZM29 98V97H28ZM31 98V97H30ZM39 98V97H38ZM71 98V97H70ZM104 98V97H103ZM112 98V97H111ZM118 98L120 99V96L119 97H117L116 99L118 100ZM123 98H125V96L123 97ZM138 98V97H137ZM150 98V96L148 97V99ZM238 98V97H237ZM249 99H250V97H248ZM253 97H251V99H252ZM254 98H255V96H254ZM253 98V99H254ZM40 99V98H39ZM85 99H86V97H85ZM97 99H99L98 97H97ZM116 99H112V101L113 100H116ZM126 99V98H125ZM133 99V98H132ZM218 99V98H217ZM252 99V100H253ZM261 99V98H260ZM8 100H10V99H8ZM14 100V99H13ZM41 100H43L42 98L40 99V101ZM52 100V99H51ZM62 100V99H61ZM64 100V99H63ZM62 100V101H63ZM89 100V99H88ZM87 100V101H88ZM105 100V99H104ZM103 100V101H104ZM116 100V101H117ZM123 100V99H122ZM131 100V99H130ZM135 102H137V101H139V99H136L135 98ZM141 100H143V99H141ZM145 100V99H144ZM193 100V101H192ZM244 100V99H243ZM6 101V100H5ZM44 101V100H43ZM52 101H54V100H52ZM58 100L56 99V102H57ZM81 101V100H80ZM132 101V100H131ZM134 101V100H133ZM147 101V100H146ZM211 101V100H210ZM251 101V100H250ZM11 102V101H10ZM64 102V101H63ZM74 102H75V100H74ZM74 102H73V104H74ZM92 102H94V101H91V103H90V101H89V103L92 105ZM105 102H107V101H104L103 103L105 104V105H107L108 106V104H111L112 103V105H114L113 104V102H111V103H105ZM115 102V101H114ZM118 102H121V101H119L118 100ZM123 102H125V101H123ZM122 102V103H123ZM127 102H128V100H127ZM140 102V101H139ZM145 102V101H144ZM143 102V103H144ZM239 102H241L239 105H238V107H237V109L235 110V113H234V115H243V116H246V117H251L253 120H254V122L256 121L257 123H259L260 125H262L263 127H264V107L263 106H261V104H263V102H264V100H263V102L261 101L260 102V100H259V102H260V105L259 106H257V105H251V104H249L248 102H244V101H242V100H240ZM12 103H14V101H12ZM83 103V102H82ZM82 103H80L79 105H83ZM116 103V102H115ZM122 103L121 104H119L120 106L122 105ZM126 103V102H125ZM132 103V102H131ZM147 103V102H146ZM202 103V102H201ZM15 104V103H14ZM40 104V103H39ZM55 104V103H54ZM64 104V103H63ZM72 104V103H71ZM77 104V102L75 103V105ZM94 104V103H93ZM98 104H100V103H98ZM117 104V103H116ZM128 104V103H127ZM126 104V105H127ZM130 104V103H129ZM128 104V105H129ZM141 104V103H140ZM145 104V103H144ZM143 104V106H146L147 104H145L144 105ZM188 104H186V105H188ZM192 104V103H191ZM190 104V105H191ZM197 104V103H196ZM5 106H6V104H4ZM15 105H17V104H15ZM28 105V104H27ZM31 105V104H30ZM29 105V106H30ZM35 105H37V103L35 104ZM46 105H48V104H46ZM69 105V104H68ZM97 105V104H96ZM95 105V106H96ZM102 105V104H101ZM119 105H118V107H119ZM124 105V104H123ZM128 105H127V107H128ZM130 105H132V104H130ZM147 105V106H148ZM4 106V107H5ZM34 106V105H33ZM32 106V107H33ZM42 106V105H41ZM55 106V105H54ZM70 106H73V105H70ZM78 106V105H77ZM93 106V105H92ZM94 106V107H95ZM111 106V105H110ZM233 106H235V104L233 105ZM16 107V106H15ZM40 107V106H39ZM52 107V106H51ZM82 108H83V106H81ZM85 107V106H84ZM102 107V106H101ZM117 107V106H116ZM131 107V106H130ZM132 107H135V106H132ZM201 107V106H200ZM236 107V106H235ZM3 108V107H2ZM21 108V107H20ZM23 108H24V106H23ZM30 107H28V108H26V109H29ZM35 108V107H34ZM66 108V107H65ZM64 108V109H65ZM78 108H79V106H78ZM98 108V107H97ZM137 108V107H136ZM135 108V109H136ZM148 108V107H147ZM177 108L178 109H180V111H178L177 110ZM233 108V107H232ZM231 108V109H232ZM7 109H10V108H7ZM14 109V108H13ZM25 109V108H24ZM44 109H45V107H44ZM58 109V108H57ZM72 110H73V107L71 108ZM77 109V108H76ZM85 109H86V107H85ZM91 108H89V110H90ZM99 109H102V108H99ZM104 109H105V107H104ZM116 109V108H115ZM134 109V108H133ZM145 109V108H144ZM182 109H184V110H182ZM38 110V109H37ZM40 110V109H39ZM74 110H75V108H74ZM82 110H84V108L82 109ZM88 110V109H87ZM86 110V111H87ZM88 110V111H89ZM103 110V109H102ZM119 110V109H118ZM149 110V111H150ZM190 110V109H189ZM226 110V109H225ZM15 111H16V109H15ZM14 111V112H15ZM17 111H18V109H17ZM19 111H21V109H19ZM18 111V113H20ZM35 111V114H36V112H38V111H36V110H34ZM33 110H32V113H30V114H32L33 115V112H34ZM46 111V110H45ZM44 111V112H45ZM91 111H93V110H91ZM90 111V112H91ZM114 111V110H113ZM121 111V110H120ZM119 111V112H120ZM1 112V111H0ZM4 112H5V110H4ZM4 112H1L0 113V115L3 113L4 114ZM24 112H28V111H23L22 112V114H24ZM71 112V111H70ZM100 112V111H99ZM99 112L98 113H96V114H98V115H100L99 114ZM105 112V111H104ZM112 112V111H111ZM137 112V111H136ZM139 112V111H138ZM143 112V111H142ZM147 112H148V110H147ZM223 112V111H222ZM227 112V111H226ZM230 112V111H229ZM233 112V111H232ZM6 113V112H5ZM8 113V112H7ZM6 113V114H7ZM9 113H10V111H9ZM17 113V112H16ZM16 113H12V114H10V116L12 117V115L14 116V115H16ZM72 113V112H71ZM82 113H85V111H83V112H81V111H77V115H82ZM87 113V112H86ZM129 113V112H128ZM131 113V112H130ZM225 113V112H224ZM26 114V113H25ZM24 114V115H25ZM38 114V113H37ZM94 113H92V115H93ZM114 114H116V110H115V113ZM122 114V113H121ZM125 114V113H124ZM127 114V113H126ZM134 114V113H133ZM136 114V113H135ZM138 114V113H137ZM141 114H143V113H140V115ZM147 114V113H146ZM149 114H151V113H149ZM52 115V114H51ZM61 115H62V113H61ZM65 115V114H64ZM117 115V114H116ZM115 115V116H116ZM144 115V114H143ZM220 115V114H219ZM227 115V114H226ZM229 115H230V113H229ZM2 116V115H1ZM8 116V115H7ZM18 116L20 117L21 115H19L18 114ZM17 116V117H18ZM29 117L31 116V115H28ZM27 116V117H28ZM44 116V115H43ZM48 116V115H47ZM63 116V115H62ZM72 116V115H71ZM83 116H84V114H83ZM88 116V115H87ZM112 115H111V113L110 112H105L104 114H102V115H100V117H94V118H88V121L87 122H84L85 123V128H88V130L89 129H92L93 131H100V133H102L101 131H116L117 130V128L116 127H114L113 128V126L115 125L114 124V120L112 119V117H111ZM136 116V115H135ZM134 116V118H136ZM3 117V116H2ZM9 117V116H8ZM16 116H14V118H15ZM31 117H35L34 115L33 116H31ZM37 117V116H36ZM40 117V116H39ZM58 117V116H57ZM64 117H66V116H64ZM82 117V116H81ZM239 117V116H238ZM237 117V118H238ZM4 118H5V116H4ZM23 117L21 116V118L20 119H22ZM47 118V117H46ZM52 118V117H51ZM56 118V117H55ZM59 118V117H58ZM75 118V117H74ZM87 118V117H86ZM218 118V117H217ZM216 118V119H217ZM224 118V117H223ZM250 118V119H251ZM32 119V118H31ZM36 119V118H35ZM44 119V118H43ZM47 119H49V117L47 118ZM47 119H45V121L47 120ZM67 119V118H66ZM73 119V118H72ZM77 119V118H76ZM75 119V120H76ZM84 119V118H83ZM119 119V118H118ZM140 119H142V118H140ZM143 119H145V117L143 118ZM147 119V118H146ZM182 119H184L183 121H182ZM214 119V118H213ZM212 119V120H213ZM52 120V119H51ZM51 120H49V121H51ZM56 120H57V118H56ZM82 120V119H81ZM116 120V119H115ZM218 120V119H217ZM222 120V119H221ZM239 119H237V121H238ZM253 120H251L252 122H253ZM1 121V120H0ZM44 121V122H45ZM53 121H55L54 119H53ZM59 121V120H58ZM57 121V122H58ZM64 121H66V120H64ZM121 121H123V120H121ZM153 121V120H152ZM227 121V120H226ZM236 121V122H237ZM240 121V120H239ZM243 121V120H242ZM247 121V120H246ZM15 122V121H14ZM23 122H25V121H23ZM27 122V121H26ZM34 122V121H33ZM52 122V121H51ZM74 122V121H73ZM126 122V121H125ZM129 122V121H128ZM132 122H134L133 120H132ZM223 122V121H222ZM241 122V121H240ZM245 122V121H244ZM249 122V121H248ZM5 123V122H4ZM60 123H61V121H60ZM77 123H78V121H77ZM119 123H121L120 121H119ZM119 123L117 124V125H119ZM123 123V122H122ZM141 123V122H140ZM188 123V125L189 126H191L190 124ZM215 123V122H214ZM228 123V122H227ZM247 123V122H246ZM39 124V123H38ZM46 124V123H45ZM55 125L57 124V123H54ZM53 124V125H54ZM68 124H70V121H69V123ZM67 124V125H68ZM127 124V123H126ZM132 123H130L129 122V125H131ZM136 124V123H135ZM144 124V123H143ZM142 123H141V125H143ZM150 124H152V125H148L149 126V128L151 127V126H153V125H155V124H153V122L152 123H150ZM186 124V123H185ZM229 124V123H228ZM252 124V123H251ZM254 124V123H253ZM5 125V124H4ZM3 125V126H4ZM6 125H8V124H6ZM5 125V126H6ZM20 125V124H19ZM55 125H54V127H55ZM60 125V124H59ZM75 125V124H74ZM128 125V124H127ZM137 125V124H136ZM136 125H131V126H133V129H134V126H136ZM139 125V124H138ZM146 125V124H145ZM172 125V124H171ZM184 125V124H183ZM183 125H181V127L183 126ZM187 125V124H186ZM201 125H203V126H201ZM10 126V124L8 125V127ZM18 126V125H17ZM21 126V125H20ZM23 126V125H22ZM21 126V127H22ZM48 126H49V129L51 128V130L53 129V126L52 127H50V125L48 124ZM48 126H45L46 128H44V129H47V127ZM65 126V125H64ZM122 126V125H121ZM126 126V125H125ZM144 126V125H143ZM189 126H188V128H189ZM215 126V125H214ZM249 126V125H248ZM257 126V125H256ZM7 127V128H8ZM20 127V128H21ZM56 127H57V125H56ZM55 127V128H56ZM66 127V126H65ZM69 127V126H68ZM72 127V126H71ZM75 127V126H74ZM76 127H77V125H76ZM82 127H83V125H82ZM119 127V126H118ZM124 127V126H123ZM138 127V126H137ZM159 127V126H158ZM168 126H166V127H163V128H167ZM179 127V126H178ZM180 127V128H181ZM184 127V126H183ZM216 127V126H215ZM261 127V126H260ZM10 129H11V131L13 130L12 128H11V126L9 127ZM28 128V127H27ZM42 128V127H41ZM54 128V129H55ZM63 129V131H64V128L62 127V126H59L58 127V129ZM128 128H130V126L128 127ZM144 127H142V129H141V126H140V129L141 130H144L143 129ZM152 128V127H151ZM169 128H172V129H175V128H177V126L175 127V128H173V126L171 127H169ZM179 128V129H180ZM185 128V127H184ZM187 128V127H186ZM0 129H1V127H0ZM10 129H8V131L10 130ZM29 129V128H28ZM68 129V128H67ZM72 129H74V128H72ZM72 129H70L72 132H73V130ZM80 129H81V127H80ZM122 129V128H121ZM136 129V128H135ZM171 129V130H172ZM178 129V128H177ZM178 129V130H179ZM235 129H236V127H235ZM245 129V128H244ZM263 129V128H262ZM5 130H6V128H5ZM5 130H4V132H5ZM69 130V129H68ZM119 130V129H118ZM125 130V132H127L126 131V127H124V129L122 130V131H124ZM127 130H129L130 131V129H127ZM138 130V129H137ZM140 130V131H141ZM155 130H156V128H155ZM162 130V129H161ZM160 130V131H161ZM165 130V129H164ZM167 130H169L168 128H167ZM182 130V129H181ZM189 130H190V128H189ZM189 130H186V132L187 131H189ZM206 130V129H205ZM217 130V129H216ZM237 130V129H236ZM250 130V129H249ZM259 130V129H258ZM1 131H2V129H1ZM28 131V130H27ZM53 132H54V130H52ZM52 131H46V133L47 132H52ZM56 131H58V130H55V132ZM61 131V130H60ZM70 131V132H71ZM82 131V130H81ZM86 131V130H85ZM131 131H132V129H131ZM145 131V130H144ZM143 131V132H144ZM147 131V130H146ZM192 131V130H191ZM191 131H190V133H191ZM207 131V130H206ZM212 131H213V129H212ZM225 131V130H224ZM227 131V130H226ZM225 131V132H226ZM229 131H230V129H229ZM29 132V131H28ZM35 132V131H34ZM62 132V131H61ZM65 132V131H64ZM76 131H74V133H75ZM90 132V131H89ZM92 132V131H91ZM91 132L89 133V134H91ZM119 132H120V130H119ZM118 132V133H119ZM124 132V133H125ZM136 132V131H135ZM152 132V131H151ZM150 132V133H151ZM156 132H158V131H156ZM156 132H155V134H156ZM163 132V131H162ZM182 132L184 133V135H185V130H182V131H180V133L179 134H176V132H174L175 134H176V136L177 135H179L180 136V134H182ZM194 132V131H193ZM224 132V133H225ZM232 132V131H231ZM236 132V131H235ZM248 132V131H247ZM84 133V132H83ZM83 133H81V134H83ZM86 133V132H85ZM116 133V132H115ZM115 133H110V135L111 134H115ZM166 133H169L168 131L166 132ZM171 133V132H170ZM195 133H196V131H195ZM194 133V134H195ZM218 133H219V131H218ZM223 133V132H222ZM239 133V132H238ZM262 133H264V131H262ZM3 134V133H2ZM5 134H7L6 132H5ZM9 134V133H8ZM7 134V135H8ZM65 134H67L68 135V133H66L65 132ZM87 134V133H86ZM85 134V135H86ZM129 134H131V133H129ZM135 134H137V133H135ZM135 134L133 135V136H135ZM140 134H143V133H139V137H137V138H140V136H142V135H140ZM153 134H154V132H153ZM152 133H151V135H153ZM158 134H160V132L158 133ZM158 134H156V135H158ZM165 134V133H164ZM164 134H162V135H164ZM189 134V133H188ZM201 134H199V136L201 135ZM207 134H210V133H207ZM216 134V133H215ZM226 134H228V133H226ZM243 134V133H242ZM241 134V135H242ZM255 134V133H254ZM260 134V133H259ZM0 135H1V133H0ZM4 135V134H3ZM7 135H4V136H7ZM35 135V134H34ZM50 135V134H49ZM59 135V134H58ZM58 135H56V136H58ZM88 135V134H87ZM86 135V136H87ZM92 135V134H91ZM99 135V134H98ZM98 135H96V136H98ZM107 135V134H106ZM115 135H118V134H115ZM123 135V134H122ZM150 135V134H149ZM150 135V136H151ZM165 135H167V134H165ZM186 135H187V133H186ZM185 135V136H186ZM189 135H191L192 136V133L191 134H189ZM198 135V134H197ZM210 135H212V134H210ZM224 135V134H223ZM245 135V134H244ZM61 136H62V134H61ZM71 136V135H70ZM79 136V138H80V135H78ZM83 136V135H82ZM127 136V135H126ZM132 136V137H133ZM137 136V135H136ZM145 136V135H144ZM155 136V135H154ZM154 136H152L153 138H154ZM176 136H175V140L176 141H179L178 139H176ZM188 136V135H187ZM196 136V135H195ZM198 136V137H199ZM221 136V135H220ZM219 136V137H220ZM238 136V135H237ZM250 136V135H249ZM255 136H256V134H255ZM254 136V137H255ZM258 136H260V135H258ZM262 136V135H261ZM2 137V136H1ZM28 137H29V135H28ZM52 137V136H51ZM60 137V136H59ZM68 137V136H67ZM92 137V136H91ZM101 137V136H100ZM115 137H117V136H115ZM119 137H121V135L119 136ZM125 136H123L122 137V139L124 138ZM129 137V136H128ZM148 137V136H147ZM156 137V136H155ZM159 137H161V136H159ZM163 137V136H162ZM161 137V138H162ZM193 137V136H192ZM213 136H211V139H213L212 138ZM229 137V136H228ZM241 137V136H240ZM245 137V136H244ZM10 138H12V136H10ZM14 138H16V137H14ZM13 138V139H14ZM20 138V137H19ZM38 138V137H37ZM48 138H50V137H48ZM63 138V137H62ZM71 138V137H70ZM73 138V137H72ZM76 138H77V136H76ZM85 139H86V137H84ZM89 138V137H88ZM93 138H94V136H93ZM93 138H90V139H92L93 141H95ZM99 138V137H98ZM105 138V137H104ZM108 138H109V136H108ZM146 138V137H145ZM149 138V137H148ZM158 138V137H157ZM156 138V139H157ZM160 138V139H161ZM170 138H171V134H170ZM169 138V139H170ZM181 138V137H180ZM187 138H189V137H187ZM191 138V137H190ZM209 138V137H208ZM216 138V137H215ZM223 138V137H222ZM261 138V137H260ZM263 138V137H262ZM25 139V138H24ZM28 139V138H27ZM119 140H120V138H118ZM121 139V140H122ZM141 139V138H140ZM142 139H144L143 137H142ZM147 139V138H146ZM155 139V138H154ZM153 139V140H154ZM155 139V140H156ZM159 139V140H160ZM163 139H165V138H163ZM168 139V138H167ZM167 139H166V143H167ZM186 139V138H185ZM198 140L197 139V136H196V138H194V140ZM201 139H202V136H201ZM210 139V140H211ZM231 139V138H230ZM249 139V138H248ZM6 140H8V138H6ZM39 140H41V139H39ZM48 140H50V139H48ZM55 140V139H54ZM53 140V141H54ZM73 140L75 141V139L73 138ZM81 140H82V138H81ZM98 140V139H97ZM114 140V139H113ZM121 140H120V142H121ZM159 140H158V143L157 142H155V143H157V144H155V145H151L150 147H148L147 145H143V143L142 142H139L137 139H127V138H125V139H123L122 140V144H121V146H120V148L123 150H126L127 149V151H130V152H127L128 154H131V155H129V157L128 158H130V156H132L131 158L132 159H143V160H145L144 162H148V163H150L151 162V164H153L151 167V170H153V166H155V167H157V165H158V170L159 171H163L164 170V168H166V167H168V166H166L165 167V165H167V164H169V165H173L172 167H174V169L175 170H177L176 171V173L177 174H179V177H180V175L182 176H184V175H188V178L189 177H192L193 178V180L194 181H196L198 178V181L199 180H204V177L202 178V179H200V176L201 175H203L204 176V173L202 174L201 173V169H203L202 167L204 166V164H205V161H206V159L204 158L203 159V157L201 156V157H199V162L197 161V167H196V169L194 168V165L192 166L191 164H192V162H191V160L190 161H188L190 158H187V156L189 157V155L191 156V153H192V151L190 150L189 152H191V153H189V155L188 154H184V156H185V158H186V164H180V166H179V164L177 165L175 162H173L175 159L172 157V159H174L172 162L175 164V165H177V166H175L173 163L171 164V161H169V158H171V157H169L168 155H166L165 156V154L166 153H168V152H166L165 153V149L166 148H168V147H166V146H168V144L165 146V145H163V143H164V140H163V142H159ZM173 138L172 139H170V141H172L173 143H174V141H175ZM187 140V139H186ZM185 140V141H186ZM192 140V139H191ZM193 140V141H194ZM196 140H195V142H196ZM208 140V139H207ZM215 140V139H214ZM223 140V139H222ZM227 139H225V141H226ZM250 140V139H249ZM261 140V139H260ZM3 141V140H2ZM10 141V140H9ZM12 141V140H11ZM10 141V142H11ZM34 141V140H33ZM45 141V140H44ZM58 141V140H57ZM69 141H70V139H69ZM93 141H91V142H93ZM105 141H106V138H105ZM141 141V140H140ZM148 141V140H147ZM151 141H152V139H151ZM162 141V140H161ZM188 141V140H187ZM204 141H205V139H204ZM221 141V140H220ZM232 141V140H231ZM230 141V142H231ZM252 141V140H251ZM262 141V140H261ZM3 142H5V139H4V141ZM8 142V141H7ZM13 142H16V140L15 141H13ZM31 142H32V140H31ZM35 142V141H34ZM56 142V141H55ZM71 142H72V139H71ZM77 142H79V141H77ZM82 142V141H81ZM90 142V140L87 142L88 143V145L91 143ZM103 142V141H102ZM102 142H100V143H102ZM111 142V141H110ZM119 142V141H118ZM117 142V143H118ZM149 142V141H148ZM169 142V141H168ZM189 142H191V141H189ZM253 142V141H252ZM38 142L36 141V144H37ZM44 143V142H43ZM67 143H69V142H67ZM86 143V142H85ZM82 144V145H87V144ZM97 143H98V141H97ZM177 143H181V142H177ZM192 143V142H191ZM208 143V142H207ZM218 143V142H217ZM223 143V142H222ZM236 143H238L239 144V148L240 149H242L241 148V146L243 145H241L238 141L236 142ZM245 143H247V142H245ZM244 143V144H245ZM254 143H257V142H254ZM253 143V144H254ZM264 143V142H263ZM4 144V143H3ZM35 144V143H34ZM60 144V143H59ZM80 143H78V145H79ZM95 144V143H94ZM107 144V143H106ZM105 144V145H106ZM111 144H113V143H111ZM120 144V143H119ZM118 144V145H119ZM175 144V143H174ZM210 144V143H209ZM208 144V145H209ZM216 144V143H215ZM219 144H221V143H219ZM231 144V143H230ZM250 144V143H249ZM30 145H31V143H30ZM39 145H42V144H39ZM74 145H75V142H74ZM87 145V146H88ZM96 145H99V144H96ZM102 145H104V143H102ZM113 145H115V143L113 144ZM117 145V144H116ZM115 145V146H116ZM181 145H183V147L185 148L186 146H184V144H181ZM212 145V144H211ZM231 145H235L234 143H232ZM1 146H3L2 144H1ZM5 146V145H4ZM38 146V145H37ZM46 146V145H45ZM91 146V145H90ZM100 146H101V144H100ZM100 146H94L93 145V147H95V148H93L92 146H91V148H93L94 150L96 149V150H100V148H98V147H100ZM146 146V147H145ZM170 146L172 147L173 146V144H170ZM176 146H178L177 144H176ZM176 146H173L174 147V150H175V147ZM213 146V145H212ZM215 146V145H214ZM219 146V145H218ZM247 146H248V144H247ZM258 146V145H257ZM261 146V145H260ZM260 146H258L257 148L258 149H260L259 147ZM54 147V146H53ZM75 147H78V146H75ZM81 147V146H80ZM79 147V148H80ZM89 147V146H88ZM114 147V146H113ZM113 147H111V149L113 148ZM166 147V148H165ZM171 147H169L170 149H172ZM180 148H181V146H179ZM179 147H178V149H179ZM203 147V146H202ZM201 147V148H202ZM220 147V146H219ZM247 148L246 146H243V148ZM250 147V146H249ZM253 147H256V146H253ZM262 147V146H261ZM31 148H33L32 147V145L30 146V149ZM44 149L46 148V151L45 150H43L42 151V153L43 152H47V148L49 149V147H43ZM56 148H57V146H56ZM59 148V147H58ZM84 148V147H83ZM90 148V149H91ZM103 148V147H102ZM115 148V147H114ZM119 147L117 146V149H118ZM177 148V147H176ZM189 148H190V145H189ZM193 148H194V145H193ZM192 148V149H193ZM198 148H200V147H198ZM200 148V149H201ZM208 148V147H207ZM207 148H204V149H206L207 150ZM256 148V149H257ZM264 148V147H263ZM30 149H28V150H30ZM37 149V148H36ZM39 149V148H38ZM74 149V148H73ZM76 149V148H75ZM82 149V148H81ZM87 149H89V148H87ZM86 148H84V150H87ZM89 149V150H90ZM107 149V152H108V149H109V146L107 147V148H105L104 150H106ZM111 149L109 150V151H111ZM187 149H188V147H187ZM196 149H197V147H196ZM199 149V150H200ZM203 149V148H202ZM255 149V148H254ZM25 150H27L26 148H25ZM32 150V149H31ZM63 150H68V149H60V151H63ZM89 150H87V152H89ZM104 150H102L103 152H105ZM168 150V149H167ZM184 150V152L186 153V151H185V149H183ZM182 150V151H183ZM194 151H195V149H193ZM198 150V149H197ZM206 150H205V153H206ZM212 150V149H211ZM217 150V149H216ZM227 150H229L228 148H227ZM244 150V149H243ZM263 151H264V149H262ZM57 151V150H56ZM59 151V152H60ZM73 151V150H72ZM78 151V150H77ZM80 151V150H79ZM82 151V150H81ZM172 151V150H171ZM224 151V150H223ZM223 151H222V153H223ZM232 151H233V149H232ZM245 151V150H244ZM40 152H41V148H40ZM52 152H53V150H52ZM68 152H69V150H68ZM67 152V153H68ZM91 154H88L87 155V153L86 152H84V153H86V154H84V155H87V157L90 155V164L88 165V163H80L81 165H79L78 166V168H76L73 172L71 171V173H73V176L71 177V179L72 178H75L76 180L79 178L80 180L81 179H84L83 178V175H84V172L86 171V173L87 172H91V173H93V174H95V171H96V165L98 164V160H102V159H98V154H96V155H94L93 154V150L91 149ZM111 152H113V151H111ZM188 152V151H187ZM203 152V151H202ZM202 152H201V155H203L202 154ZM213 152H214V149H213ZM231 152V151H230ZM241 152V151H240ZM246 152H247V150H246ZM250 152H251V150H250ZM261 152V151H260ZM259 152V153H260ZM34 153V152H33ZM44 153V154H45ZM80 153V152H79ZM100 153H101V151H100ZM123 153H124V151H123ZM126 153V152H125ZM126 153V154H127ZM173 153H175V152H173ZM180 153H183V152H180ZM179 153V154H180ZM196 153L198 154L199 152L197 151V152H195V154L194 153H192V154H194V156H196ZM204 153V152H203ZM220 153H221V151H220ZM225 153V152H224ZM242 153V152H241ZM248 153V152H247ZM253 153V152H252ZM2 154V153H1ZM39 154V153H38ZM59 154V153H58ZM103 154V153H102ZM102 154H101V157H105V156H102ZM108 154H109V152H108ZM107 154V155H108ZM111 154V153H110ZM168 154H171V152H169ZM200 154V153H199ZM207 154V153H206ZM227 155H228V152L226 153ZM225 154V155H226ZM246 154V153H245ZM245 154H243L244 156H245ZM40 155H43V154H40ZM47 155V154H46ZM52 155V154H51ZM55 155V154H54ZM78 155V154H77ZM103 155H105V153L103 154ZM173 155V154H172ZM210 155V154H209ZM208 155V156H209ZM214 155V154H213ZM227 155H226V157H227ZM231 156H232V153L230 154ZM234 155V154H233ZM259 154H257V156H258ZM32 156V155H31ZM71 156V155H70ZM69 156V157H70ZM100 156V155H99ZM122 151H115L113 154H111L110 156H109V158L108 159H110V158H114V161L116 160V161H118L117 159L118 158H120V160L122 159ZM125 156V155H124ZM124 156H123V158H124ZM128 155H126V157H127ZM176 156V155H175ZM183 156V157H184ZM207 156V155H206ZM218 156V155H217ZM221 156V158L220 159H222V156L224 157V154H222V155H220ZM219 156V157H220ZM248 156H251V155H248ZM253 156V155H252ZM58 157V156H57ZM67 157V156H66ZM77 157V156H76ZM100 157V158H101ZM182 157V156H181ZM181 157H179V158H181ZM182 157V158H183ZM193 157V156H192ZM213 157V156H212ZM254 157V156H253ZM252 157V158H253ZM256 157V156H255ZM259 157V156H258ZM3 158V157H2ZM39 158V157H38ZM55 158V157H54ZM80 158V157H79ZM130 158V159H131ZM194 158V157H193ZM197 158V157H196ZM218 158V157H217ZM251 158V157H250ZM19 159H20V157H19ZM46 159V158H45ZM107 159V160H108ZM127 159V158H126ZM207 159H209V161H210V158H208L207 157ZM224 159V158H223ZM226 159V158H225ZM230 159V158H229ZM233 159H234V157H233ZM242 159H243V157H242ZM258 159H260V158H258ZM262 159H264V158H262ZM47 160V159H46ZM85 161V159H84V156H83V159L81 160L80 159V161ZM87 160H88V158H87ZM104 160V159H103ZM105 160H106V158H105ZM111 160V159H110ZM125 160V159H124ZM123 159H122V161L120 162V163H122L123 161H124ZM139 160V161H140ZM142 160V161H143ZM194 160H196V159H194ZM228 160V159H227ZM237 160V159H236ZM235 160V161H236ZM240 160V159H239ZM244 160V159H243ZM246 161H248L247 160V158L245 159ZM251 160V159H250ZM131 161V160H130ZM183 161V160H182ZM215 161H217V160H215ZM214 160H213V162L212 163H214L215 162ZM220 161V160H219ZM225 161V160H224ZM238 161V160H237ZM254 161H255V159H254ZM79 162V160L78 161H76L75 163H78ZM86 162V161H85ZM88 162V161H87ZM125 163H126V161H124ZM124 162L122 163V165L124 164ZM134 162V161H133ZM143 162V163H144ZM191 162V163H190ZM194 162V161H193ZM196 162V161H195ZM195 162L193 163V164H195ZM229 161H227V163H228ZM233 162V161H232ZM260 162V161H259ZM258 162V163H259ZM55 163V162H54ZM59 162L57 161V164H58ZM62 163V162H61ZM104 163V162H103ZM119 163V162H118ZM136 162H134V164H135ZM142 163V164H143ZM146 164V166L148 165L149 166V164ZM166 163V164H165ZM219 163V162H218ZM220 163L221 164H223V162L222 161H220ZM230 163H231V161H230ZM238 163V162H237ZM250 163V162H249ZM43 164V163H42ZM56 164V165H57ZM63 164V163H62ZM101 164H102V162H101ZM139 165H140V162L138 163ZM141 164V165H142ZM221 164H219V167H220V165ZM234 164V163H233ZM239 164V163H238ZM242 164V163H241ZM240 164V165H241ZM253 165H254V163H252ZM256 164V163H255ZM46 165V164H45ZM55 165V166H56ZM58 165H61V164H58ZM57 165V166H58ZM100 165V164H99ZM121 165V164H120ZM127 165V164H126ZM126 165L124 164V166L126 167ZM129 165V164H128ZM133 164H131V166H132ZM227 165H229V164H224L223 166H227ZM236 165V164H235ZM234 165V166H235ZM256 165H258V164H256ZM260 165H263L262 164V162H261V164ZM54 166V167H55ZM62 166H65V165H62ZM66 166H67V164H66ZM71 168H72V166L71 165H69ZM73 166H74V164H73ZM77 166V165H76ZM148 166H147V169H148ZM214 166V165H213ZM212 166V167H213ZM216 166V165H215ZM214 166V167H215ZM237 166H239V165H237ZM236 166V167H237ZM242 166H244L243 164H242ZM242 166H240V168L242 167ZM255 166V165H254ZM4 167V166H3ZM8 167H10V166H8ZM53 167V166H52ZM58 167H61V166H58ZM57 167V168H58ZM103 167V166H102ZM105 167V166H104ZM109 167H113V165L112 166H109ZM118 167V166H117ZM136 167V166H135ZM142 167H144V166H142ZM170 167V166H169ZM193 167V168H192ZM211 167V168H212ZM219 167H217V170H219ZM231 167H233V165L231 166ZM56 168V167H55ZM56 168V169H57ZM75 168V167H74ZM98 168H100V167H98ZM106 168V167H105ZM104 168V169H105ZM114 168H116L115 166H114ZM113 168V169H114ZM133 168V167H132ZM139 168H140V166H139ZM211 168H207V169H211ZM243 168V167H242ZM247 168V167H246ZM255 168H256V166H255ZM64 169V168H63ZM104 169H103V172H105L106 171V169H105V171H104ZM112 169V170H113ZM125 169V168H124ZM130 168H128L127 170H129ZM214 169V168H213ZM216 169V168H215ZM214 169V170H215ZM223 169V168H222ZM230 169V168H229ZM232 169V168H231ZM32 170H34V169H32ZM58 170H61V169H59L58 168ZM65 170V169H64ZM68 170V169H67ZM120 170H121V168H120ZM142 170V169H141ZM169 170V169H168ZM171 170H173V168L171 169ZM170 170V171H171ZM174 170V171H175ZM240 170H242V169H240ZM247 170H248V168H247ZM250 170V169H249ZM253 170H255L254 169V167H253ZM259 170V169H258ZM257 170V171H258ZM43 171V170H42ZM45 171V170H44ZM55 171V170H54ZM63 171V170H62ZM62 171H59V173L61 172L62 173ZM114 171H116L115 169H114ZM119 171V170H118ZM133 170H131V172H132ZM138 170L136 169V170H134V173L135 172H137ZM144 171V170H143ZM142 171V172H143ZM155 171H157L156 170V168H155ZM154 171V172H155ZM159 171H157V172H159ZM204 171H206L205 169H204ZM203 171V172H204ZM236 171H238V170H236ZM245 171H246V169H245ZM256 171V172H257ZM48 172H50V170L49 171H45V174H48ZM99 173H101L100 171H98ZM102 172V173H103ZM117 172V171H116ZM125 172H126V170H125ZM130 172V171H129ZM142 172H140V173H142ZM145 172V171H144ZM151 172H153V171H151ZM207 172V171H206ZM214 172H216V171H214ZM213 172V173H214ZM219 172V171H218ZM226 172H228V171H226ZM243 172V171H242ZM251 172H252V167H251ZM53 173V172H52ZM58 173V174H59ZM64 173V172H63ZM67 173V172H66ZM70 173V174H71ZM110 173V172H109ZM120 173V172H119ZM122 173V172H121ZM121 173H120V175H121ZM133 173V172H132ZM133 173V174H134ZM147 173V172H146ZM163 173H164V171H163ZM163 173H161V174H163ZM167 173V172H166ZM173 172L171 171V173L170 174H172ZM212 172H210V174H211ZM222 173V170H221V172L219 173V174H221ZM229 173V172H228ZM231 173H232V171H231ZM235 173V172H234ZM233 173V174H234ZM241 173V172H240ZM247 173H249V172H247ZM255 173V172H254ZM258 173H260V172H258ZM262 173H264V172H262ZM56 174V172L54 173V175ZM69 174V175H70ZM98 174V173H97ZM105 174V173H104ZM123 174V173H122ZM125 174H127V173H124V175ZM130 174V173H129ZM143 174V173H142ZM142 174H138V176L139 175H141L142 176ZM157 174V173H156ZM155 174V175H156ZM169 174V175H170ZM175 174V173H174ZM173 174V175H174ZM177 174H175V175H177ZM226 175H227V173H225ZM238 174V173H237ZM237 174H236V176H235V178L236 177H238L237 176ZM242 174V173H241ZM92 175V174H91ZM101 175H103V174H101ZM100 175V176H101ZM108 175V174H107ZM106 175V176H107ZM114 175H116V174H113L112 176H114ZM146 175V174H145ZM158 175H160V174H158ZM157 175V176H158ZM166 175V174H165ZM169 175H167V176H169ZM172 175V176H173ZM207 175H209V174H207ZM207 175H206V177H207ZM223 175V174H222ZM245 175H246V173H245ZM245 175H244V177H245ZM249 175H250V173H249ZM252 175V174H251ZM256 176H257V173L255 174ZM14 176V175H13ZM40 176V175H39ZM43 176V174H41V177ZM61 177L63 176L62 174L60 175ZM85 176V175H84ZM126 176V175H125ZM131 176H133V175H131ZM150 176H151V174H150ZM154 176V175H153ZM221 175H219V177H220ZM229 176V175H228ZM233 177H234V175H232ZM241 176H243V175H241ZM253 176V175H252ZM10 177V176H9ZM49 178H51L52 176H48ZM55 177H56V175H55ZM61 177H60V179H61ZM124 177V176H123ZM129 178H131L130 177V175L128 176ZM136 177V176H135ZM135 177H133V179L132 180H134V178ZM142 177H144V176H142ZM149 177V176H148ZM147 177V178H148ZM160 177V176H159ZM169 177H171V175L169 176ZM209 177H211L212 178V174H211V176H209ZM209 177H208V179H209ZM213 177H215V176H213ZM222 177V176H221ZM229 177H231V176H229ZM228 177V178H229ZM240 177V176H239ZM251 177V176H250ZM14 178V177H13ZM39 178V177H38ZM57 178H58V175H57ZM66 178V177H65ZM69 178V177H68ZM91 178V177H90ZM95 177L93 176V179H94ZM97 178V177H96ZM95 178V179H96ZM99 178V177H98ZM109 178H110V176H109ZM114 178H116L115 176H114ZM146 178V176L144 177V178H139V179H137V178H135V180L137 179V180H142V181H146V185H147V188H148V184H149V179H145ZM157 177H155V179H156ZM166 178V177H165ZM175 178V177H174ZM183 179L185 178L186 179V177H182ZM182 178H181V180H182ZM187 178V179H188ZM216 178V177H215ZM257 178V177H256ZM41 179V178H40ZM44 179V178H43ZM42 179V180H43ZM53 179V178H52ZM56 179V178H55ZM94 179V180H95ZM103 179V178H102ZM107 179V178H106ZM112 179H113V177H112ZM122 179H124V178H122ZM126 179H127V177H126ZM151 179V178H150ZM152 179H154L153 177H152ZM151 179V181L153 182V184H151V186L153 185H155L156 187H157V189H158V187L159 188H161V191H158V190H156V191H158V192H162V189H165V187H166V185H165V182L167 181H165V179H164V176H162L161 175V178H158L159 180H152ZM178 179H180V178H178ZM186 179V180H187ZM208 179L206 180V182H208ZM213 179V178H212ZM223 179V178H222ZM240 179V178H239ZM238 179V180H239ZM1 180V179H0ZM19 180V179H18ZM22 180V179H21ZM39 180V179H38ZM37 180V181H38ZM45 180V179H44ZM51 180V179H50ZM63 180V179H62ZM61 180V181H62ZM66 180V179H65ZM64 180V181H65ZM76 180H74V181H76ZM88 180V182H89V178L88 179H86V181ZM110 180V179H109ZM131 180V179H130ZM130 180H128L127 182H129ZM131 180V181H132ZM176 180V179H175ZM174 179L172 180V181H175ZM225 180V179H224ZM233 180V179H232ZM242 180H244V179H242ZM242 180H240L241 182H242ZM246 180H247V178H246ZM46 181V183H45V185L47 184V188H46V190L48 189V185H50L49 183H47V180H45ZM56 181H57V179H56ZM55 181V182H56ZM64 181H62L63 183H64ZM67 181V182H66ZM65 182L67 183L66 185H69V184H71L70 182H72L73 180H70V182L68 181V180H66ZM112 181V180H111ZM111 181H109L110 183H112ZM118 181V180H117ZM150 181V182H151ZM185 181V180H184ZM189 181V180H188ZM193 181V182H194ZM213 181H216L215 179H213ZM236 181H237V179H236ZM250 181V180H249ZM252 181V180H251ZM48 182H49V180H48ZM81 182V183H80ZM79 183L80 184H82L83 185V183L85 182H83V180H81ZM103 182H105V181H103ZM108 182V183H109ZM114 182H116V180L114 179ZM133 182V181H132ZM170 182V181H169ZM189 182H191V181H189ZM211 183H213L212 182V180L210 181ZM210 182H208L207 184H209L210 185ZM217 182V181H216ZM54 183V182H53ZM57 183V182H56ZM76 183V182H75ZM75 183H73V184H75ZM78 183V182H77ZM76 183V184H77ZM78 183V184H79ZM91 183V182H90ZM95 183H96V180H95ZM176 183V185L175 186H172V184L171 185H169V186H171V188L172 187H176V186H179L177 183L178 182H175ZM185 183H187V182H185ZM196 183V182H195ZM194 183V184H195ZM200 183H202V181L200 182ZM199 183V184H200ZM205 183V182H204ZM215 183V182H214ZM219 183H220V180H219ZM218 183V184H219ZM226 183V182H225ZM230 183V182H229ZM239 182H237V184H238ZM247 183V182H246ZM262 183V182H261ZM261 183H259V184H261ZM264 183V182H263ZM43 184H44V182H43ZM60 187L62 186V187H64V189H65V185L64 184H62L61 182H60V184L59 183H57ZM73 184H71V185H73ZM78 185V187L79 186H81V185ZM85 185L84 186H86V183H84ZM93 184H94V182H93ZM114 184V183H113ZM129 184H130V182H129ZM174 184V183H173ZM197 185H198V183H196ZM206 184V183H205ZM206 184V185H207ZM221 184L223 185L224 183H222L221 182ZM236 184V183H235ZM240 184V183H239ZM245 184V183H244ZM258 184V185H259ZM57 185V187H59ZM64 185V186H63ZM118 185H120V184H118ZM131 185V184H130ZM134 185H135V183H134ZM190 185H192V184H190ZM202 185V184H201ZM205 185V186H206ZM211 185H213V184H211ZM210 185V187H213V186H211ZM220 185V184H219ZM53 186V185H52ZM75 186V185H74ZM77 186V185H76ZM75 186V187H76ZM88 186V185H87ZM86 186V187H87ZM91 186V185H90ZM94 186V185H93ZM129 186V185H128ZM138 186V185H137ZM141 186V185H140ZM183 186V185H182ZM181 186V188H183ZM187 185H184V187H186ZM195 187H196V185H194ZM200 186V185H199ZM198 186V188H200ZM216 186V185H215ZM225 186V185H224ZM224 186H223V188H224ZM264 186V185H263ZM54 187H56L55 185L51 188V190L54 188ZM62 187L60 188V189H62ZM70 187V185L68 186V188ZM97 186H94V188L95 189H97L96 188ZM103 187V186H102ZM124 187V186H123ZM132 187V186H131ZM150 187V186H149ZM207 187V186H206ZM210 187H207V188H210ZM221 187V186H220ZM236 187V186H235ZM238 187V186H237ZM241 187V186H240ZM240 187H239V189H240ZM244 187H247L248 188V186H244ZM1 188V187H0ZM39 188V187H38ZM77 188V187H76ZM82 188V187H81ZM92 186L91 187H87L86 189H87V191H88V189L90 190H92ZM120 188V187H119ZM136 188V187H135ZM135 188H132V189H134L135 190ZM151 188L152 187H150V190H151ZM198 188L197 189H194V188H192V189H194V191H197L198 190ZM202 188V187H201ZM200 188V189H201ZM204 188V190H205V187H203ZM207 188H206V190L205 191H207ZM213 188H215V187H213ZM216 188H217V186H216ZM233 188V187H232ZM259 188H261L260 186H259ZM58 189V188H57ZM102 189V188H101ZM131 189V190H132ZM138 189H139V187H138ZM153 189V188H152ZM155 189V188H154ZM188 189V188H187ZM186 189V190H187ZM189 189H190V187H189ZM228 189H229V187H228ZM231 189V188H230ZM234 189V188H233ZM236 189V188H235ZM241 189H242V187H241ZM250 189V188H249ZM4 190H6V189H4ZM49 190V189H48ZM48 190L47 191H45V192H48ZM55 190H56V188H55ZM63 190V189H62ZM70 190H72V189H70ZM74 190V189H73ZM77 190V189H76ZM79 190H81L80 188H79ZM90 190V191H91ZM99 192L98 193H100V187H99ZM106 190H107V188H106ZM128 190V189H127ZM130 190V189H129ZM142 190V189H141ZM145 190H147L146 188H145ZM149 190V191H150ZM166 190V189H165ZM202 190V189H201ZM201 190L200 191H198V192H200V196H201ZM213 190V189H212ZM226 191H228L227 190V188L225 189ZM232 190V189H231ZM230 190V191H231ZM43 191H44V189H43ZM53 191V190H52ZM57 191H59V190H57ZM81 191H83V190H81ZM89 191V192H90ZM155 191V190H154ZM167 191H168V189H167ZM174 191H175V189H174ZM173 191V192H174ZM177 191V190H176ZM191 191H193V190H191ZM203 191V190H202ZM215 191V190H214ZM234 191V190H233ZM244 191V190H243ZM251 191H253V193H251V195L252 194H255V196L262 202V201H264V189H256V190H251ZM60 192V191H59ZM80 192V191H79ZM85 192V191H84ZM89 192H88V195H92V193H90L89 194ZM95 192H96V190L93 192L94 194H95ZM105 192V194H106V191H104ZM117 192V191H116ZM133 192V191H132ZM131 192V193H132ZM136 192H139V190L137 191L136 190ZM141 192V191H140ZM151 192V191H150ZM149 192V193H150ZM173 192H171V193H173ZM179 192V190L177 191V193ZM181 192V191H180ZM185 192H187V191H185ZM204 192V191H203ZM220 192H222V190L220 191ZM235 192V191H234ZM249 192V191H248ZM57 192H55V194H56ZM75 193V192H74ZM83 193V192H82ZM129 193V192H128ZM144 193V192H143ZM145 193H147V197H148V192L147 191H145ZM155 193H157V192H155ZM177 193H175L174 192V194H177ZM184 193V192H183ZM188 193V192H187ZM210 193V192H209ZM209 193H207V194H209ZM214 193V192H213ZM218 193V192H217ZM231 193H232V191H231ZM244 193V192H243ZM38 194V193H37ZM40 194H42L41 192H40ZM45 194V193H44ZM48 194V193H47ZM46 194V195H47ZM50 194V193H49ZM58 194V193H57ZM56 194V195H57ZM104 194V193H103ZM133 194V193H132ZM137 194V193H136ZM164 194H166V193H164L163 192V195ZM170 194V193H169ZM168 194V195H169ZM192 194V193H191ZM228 194H230V193H228ZM7 195V194H6ZM46 195H45V197H46ZM54 195V194H53ZM52 195V196H53ZM69 195V194H68ZM72 195V194H71ZM75 195V194H74ZM78 195H80L79 193H78ZM87 195V194H86ZM86 195H84V196H86ZM90 195V196H91ZM96 195V194H95ZM100 195V194H99ZM98 195V196H99ZM154 195V194H153ZM167 194H166V196H168ZM182 195V194H181ZM188 195H190L189 193H188ZM193 195H195V194H193ZM192 195V196H193ZM215 195H216V193H215ZM218 195H219V193H218ZM222 197H223V195H222V193L220 194ZM219 195V197H221ZM227 195V194H226ZM226 195H224V196H226ZM230 195H234V194H230ZM240 195V194H239ZM62 196V195H61ZM97 196V195H96ZM101 197H102V195H100ZM105 196V195H104ZM110 196V195H109ZM152 196V195H151ZM165 196V195H164ZM163 196V197H164ZM174 196V195H173ZM191 196V195H190ZM190 196H188V197H190ZM208 196V195H207ZM206 196V197H207ZM210 196V195H209ZM242 196V195H241ZM240 196V197H241ZM245 196H247V195H245ZM43 196L41 195V197L40 198H42ZM54 197V196H53ZM52 197V198H53ZM74 197V196H73ZM88 197V196H87ZM101 197H99V198H101ZM121 197V196H120ZM146 196H145V198H147ZM160 197V196H159ZM162 197V196H161ZM170 197H171V194H170ZM182 197V196H181ZM180 197V198H181ZM195 197V196H194ZM221 197V198H222ZM228 197V196H227ZM249 197V196H248ZM247 197V198H248ZM31 198V197H30ZM48 198V197H47ZM47 198H45V200L47 199ZM50 198V197H49ZM71 198V197H70ZM85 198V197H84ZM98 198V199H99ZM144 198V199H145ZM151 200H152V198L151 197H149ZM148 198V199H149ZM155 199H156V201L157 200H159L160 198H158L157 196L156 197H154ZM158 198V199H157ZM168 198H169V196L166 198L167 200H168ZM185 200H186V195H185ZM191 198V197H190ZM196 198V197H195ZM198 198V197H197ZM204 198V197H203ZM233 198V197H232ZM252 198V197H251ZM61 199V198H60ZM124 199V198H123ZM133 199V198H132ZM139 199V198H138ZM137 199V200H138ZM165 199V198H164ZM171 200H172V198H170ZM176 199V198H175ZM177 199H179V198H177ZM199 199V198H198ZM213 199V198H212ZM227 199V198H226ZM228 199H229V197H228ZM238 199V198H237ZM34 200V199H33ZM37 200V199H36ZM70 200V199H69ZM74 200V199H73ZM140 200V199H139ZM142 200V199H141ZM184 200V199H183ZM191 200V199H190ZM203 200V199H202ZM216 200V199H215ZM218 200H220V198L218 199ZM224 200V199H223ZM230 200V199H229ZM62 201V200H61ZM96 201V200H95ZM102 201V200H101ZM114 201V200H113ZM160 201V200H159ZM168 201H170V200H168ZM167 201V202H168ZM181 201V200H180ZM180 201H178V203L180 202ZM192 201H194V200H191V203H193ZM197 201V200H196ZM201 201V199L199 200V202ZM217 201V200H216ZM228 201V200H227ZM227 201H224V202H226L227 203ZM234 201V200H233ZM238 201H240L241 202V200H238ZM247 201H249V200H247ZM246 201V202H247ZM254 201H256V199L254 200ZM57 202V201H56ZM59 202V201H58ZM57 202V203H58ZM67 202V201H66ZM69 202V201H68ZM82 202V201H81ZM80 202V203H81ZM93 202V201H92ZM131 202V201H130ZM138 202V201H137ZM149 202V201H148ZM152 202H154L153 200L151 201V203ZM175 202V201H174ZM173 202V203H174ZM189 202V201H188ZM195 202V201H194ZM221 202V201H220ZM239 202V203H240ZM250 202V201H249ZM54 203H55V201H54ZM94 203V202H93ZM157 203V202H156ZM161 203V202H160ZM164 203V202H163ZM176 203H177V200H176ZM196 203H198V201L196 202ZM205 203V202H204ZM235 202H233V204H234ZM252 203V202H251ZM256 203V202H255ZM254 203V204H255ZM258 203V202H257ZM256 203V204H257ZM263 203V202H262ZM44 204V203H43ZM92 204V203H91ZM133 204V203H132ZM143 204V203H142ZM141 204V205H142ZM147 204V203H146ZM145 203H144V207H148V206H145L146 205ZM153 204V203H152ZM168 204H170V203H168ZM171 204H172V202H171ZM170 204V205H171ZM186 204V203H185ZM184 204V202H183V205H185ZM207 204V203H206ZM243 204H245V203H243ZM253 204V203H252ZM252 204H250L251 206H252ZM259 204H260V202H259ZM264 204V203H263ZM78 205V204H77ZM96 205V204H95ZM136 205V204H135ZM139 205H140V203H139ZM149 205V204H148ZM165 205V204H164ZM162 206L163 207V209L164 210H168V208L169 207H167L166 205L165 206ZM170 205H168V206H170ZM175 205V204H174ZM173 205V206H174ZM187 205V204H186ZM189 205V204H188ZM195 205V204H194ZM210 205H212V204H210ZM239 206H240V204H238ZM72 206V205H71ZM81 206V205H80ZM85 206V205H84ZM87 206V205H86ZM116 206V205H115ZM154 206V205H153ZM190 206V205H189ZM196 206H199V205H197L196 204ZM208 206V205H207ZM249 206V205H248ZM258 206V205H257ZM264 206V205H263ZM74 207H76V206H74ZM170 207H172V206H170ZM178 207V206H177ZM191 207V206H190ZM253 207V206H252ZM87 208V207H86ZM114 208V207H113ZM122 208V207H121ZM126 208V207H125ZM152 208V207H151ZM185 209H186V207H184ZM209 208H210V206H209ZM245 207H243V209H244ZM255 210H256V208L255 207H253ZM75 209V208H74ZM108 209H110V208H108ZM123 209V208H122ZM142 209V208H141ZM160 209V208H159ZM170 209V208H169ZM181 209V208H180ZM188 209H189V211H190V208L188 207ZM192 209L194 210V207L192 206ZM218 208H216V210H217ZM242 209V211H244ZM111 210V209H110ZM118 210H120V208L118 209ZM146 210V209H145ZM152 210H154V209H152ZM152 210H151V212H152ZM179 210V209H178ZM177 210V211H178ZM209 210V209H208ZM214 210H215V207H214ZM220 210V209H219ZM236 210V209H235ZM247 210V209H246ZM80 211V210H79ZM148 211V210H147ZM155 212L154 213H156V210H154ZM163 211V210H162ZM173 211H176V210H174L173 209ZM182 211V210H181ZM181 211H179V212H181ZM188 211V210H187ZM195 211H196V209H195ZM212 211V210H211ZM224 211V210H223ZM240 211V210H239ZM249 211H251V209L249 210ZM248 210L247 211H245V212H249ZM256 211H258V212H260V213H263L264 214V207H262L261 205L259 206V208L256 210ZM122 212V211H121ZM149 212H150V210H149ZM183 212V211H182ZM182 212L181 213H179V214H181L182 215ZM186 211L184 210V213H185ZM226 212V211H225ZM224 212V213H225ZM229 212V211H228ZM232 211H230V213H231ZM253 212V211H252ZM4 213V212H3ZM136 213V212H135ZM174 213H176V212H174ZM183 213V214H184ZM215 213H216V211H215ZM223 213V212H222ZM254 213V212H253ZM169 214H171V213H169ZM178 214V213H177ZM226 214V213H225ZM235 214H236V216H237V213L235 212ZM243 214V213H242ZM102 215V214H101ZM105 215V214H104ZM157 215V214H156ZM158 215H159V213H158ZM165 215V214H164ZM174 215V214H173ZM192 215H194V214H192ZM195 215H198V214H195ZM200 215V214H199ZM206 215V214H205ZM262 215V214H261ZM30 216V215H29ZM36 216V215H35ZM47 216V215H46ZM166 217L168 216V215H165ZM164 216V217H165ZM171 216V215H170ZM180 216V215H179ZM179 216H178V218H179ZM184 216V215H183ZM188 216V215H187ZM219 216V215H218ZM222 216H223V214H222ZM230 216V215H229ZM163 217V218H164ZM195 217V216H194ZM194 217H192V218H194ZM203 217V216H202ZM209 217V216H208ZM211 217V216H210ZM209 217V218H210ZM221 217V216H220ZM234 217V216H233ZM239 217V216H238ZM237 217V218H238ZM242 217H243V215H242ZM248 217V216H247ZM250 217V216H249ZM254 217V216H253ZM262 218H263V216H261ZM260 217V215H259V220H262V218ZM57 218V217H56ZM144 218V217H143ZM147 218V217H146ZM145 218V219H146ZM171 218V217H170ZM169 218V219H170ZM175 218V217H174ZM177 218V217H176ZM175 218V219H176ZM182 218V217H181ZM206 218H207V216H206ZM208 218V219H209ZM213 218V217H212ZM258 218H257V220H258ZM261 218V219H260ZM32 219H33V217H32ZM55 219V218H54ZM59 220H60V218H58ZM119 219V218H118ZM135 219L136 218H134V222H132L133 224H136V222H135ZM161 219V218H160ZM172 219V218H171ZM174 219V220H175ZM199 219V218H198ZM218 219V218H217ZM217 219H216V221H217ZM221 219H223V217H221ZM224 219H225V217H224ZM232 219V218H231ZM234 219L235 218H233V221H234ZM240 219H241V217H240ZM26 220V219H25ZM72 220V219H71ZM132 220V219H131ZM140 220V219H139ZM162 221H163V219H161ZM166 220V219H165ZM164 220V221H165ZM181 220V219H180ZM197 220V219H196ZM201 220V219H200ZM199 220V221H200ZM227 220V218L224 220V221H226ZM237 220H239V219H237ZM245 220H247L246 219V217H245ZM248 220H249V218H248ZM137 222H138V219L136 220ZM141 221V220H140ZM178 222H179V220H177ZM185 221H187V220H185ZM224 221H222V222H224ZM251 221V220H250ZM254 221H256V218H255V220ZM62 222V221H61ZM70 222V221H69ZM86 222V221H85ZM166 222V221H165ZM189 222V221H188ZM213 222V221H212ZM221 222V223H222ZM226 222H228V221H226ZM230 223H231V221H229ZM60 223V222H59ZM153 223V222H152ZM174 223H176V222H174ZM180 224L182 223V222H179ZM192 223H194V222H191V224ZM196 223V222H195ZM203 223H205L204 221H203ZM214 223H216V222H214ZM220 223V224H221ZM250 223V222H249ZM259 223V222H258ZM95 224V223H94ZM190 224V225H191ZM216 224H218V223H216ZM223 224V223H222ZM228 224V223H227ZM232 224V223H231ZM234 224V223H233ZM238 224V223H237ZM236 224V225H237ZM39 225V224H38ZM139 225V224H138ZM185 224L183 223V226H184ZM189 225V224H188ZM199 225V224H198ZM203 225V224H202ZM210 225V224H209ZM214 225V224H213ZM225 225V224H224ZM235 225V226H236ZM243 225V224H242ZM260 225V224H259ZM258 225V226H259ZM262 225H263V223H262ZM82 226H84V225H82ZM119 226V225H118ZM134 226H136V225H134ZM158 226H160V225H158ZM186 226V225H185ZM245 226V225H244ZM248 226V225H247ZM253 226H255L254 224H253ZM8 227V226H7ZM11 227V226H10ZM16 227V226H15ZM121 227V226H120ZM122 227H124V226H122ZM175 227H177V226H175ZM214 227H216V225L214 226ZM218 227V226H217ZM216 227V228H217ZM220 227V226H219ZM222 227V226H221ZM225 227V226H224ZM256 227V226H255ZM111 228V227H110ZM249 228H251V227H249ZM115 229V228H114ZM138 229V228H137ZM150 229V228H149ZM220 230H221V228H219ZM231 229V228H230ZM256 229V228H255ZM258 229H259V227H258ZM2 230V229H1ZM154 230V229H153ZM227 230V229H226ZM238 230V229H237ZM240 230H242V229H240ZM239 230V231H240ZM117 231V230H116ZM136 231V230H135ZM172 231V230H171ZM178 231H179V229H178ZM210 231V230H209ZM217 231H218V229H217ZM232 231V230H231ZM233 231H234V229H233ZM243 231V230H242ZM261 231V230H260ZM192 232V231H191ZM229 232V231H228ZM227 232V233H228ZM241 232V231H240ZM99 233V232H98ZM219 233V232H218ZM217 233V234H218ZM221 233V232H220ZM219 233V234H220ZM256 233V232H255ZM171 234V233H170ZM179 234V233H178ZM215 234V233H214ZM264 234V233H263ZM70 235V234H69ZM174 235V234H173ZM232 235V234H231ZM177 236V235H176ZM194 236V235H193ZM218 236V235H217ZM256 237H257V235H255ZM254 236V237H255ZM182 237V236H181ZM255 237V238H256ZM260 237V236H259ZM257 239V238H256ZM101 240V239H100ZM70 242V241H69ZM120 243V242H119ZM263 243V242H262ZM68 244V243H67ZM71 244V243H70ZM116 244H118V242L116 243ZM229 244V243H228ZM234 244V243H233ZM232 245V244H231ZM62 246H64V245H62ZM88 246H89V244H88ZM230 247V246H229ZM90 249V248H89ZM109 249V248H108ZM39 250V249H38ZM106 250V249H105ZM234 250V249H233ZM8 251V250H7ZM107 251V250H106ZM111 251V250H110ZM236 251V250H235ZM11 252V251H10ZM252 253V252H251ZM91 255V254H90ZM109 255V254H108ZM248 255V254H247ZM109 259V258H108ZM202 259V258H201ZM262 261V260H261ZM184 262V261H183ZM199 262V261H198ZM257 262V261H256ZM260 262V261H259ZM13 263V262H12ZM10 264V263H9ZM148 264V263H147Z\"/></svg>",
	"mask_w": 264,
	"mask_h": 264
}]
</instances>
